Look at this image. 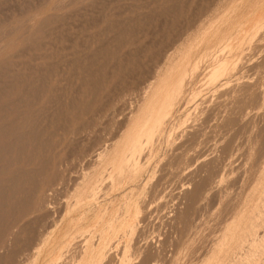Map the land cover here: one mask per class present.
Here are the masks:
<instances>
[{
    "label": "rangeland",
    "instance_id": "obj_1",
    "mask_svg": "<svg viewBox=\"0 0 264 264\" xmlns=\"http://www.w3.org/2000/svg\"><path fill=\"white\" fill-rule=\"evenodd\" d=\"M57 1V3H56ZM60 1L63 0H59V3H61ZM65 4L66 2H69L67 0H64ZM63 1V2H64ZM72 1L70 3V6H68L67 4L65 6H68L66 8H64V3L61 6L58 3V0H0V39H2V37L4 39L1 40V42L4 44L7 41H11L10 39H12V41L14 40H18L20 37L23 38L22 40L25 38V36L28 34H32V36L34 37H29L31 38L28 42L27 40V36L26 39H24L25 43L28 45L26 46L25 44H21L18 43L17 45L15 44H11L8 46L7 42L5 45L6 48L3 49V51L0 52V74L1 72L4 74H1L0 77V127L3 129L0 130L1 133H3V131H5L3 134L0 133V264H49L50 262H54L56 260V258H58L59 255V251H63L66 250V248L68 247V245H70L68 247V250L70 253L75 250L72 244H74L76 250L78 248H80V250L78 249V255H80V258H78L79 260L75 259V262H70L71 264H100V262L97 260L96 255L92 254L90 258L88 259H83V254H80L81 251L84 250L87 251L89 247L91 246H99L101 245V240L100 237L101 236H106L107 235V231L110 230L109 226H104V229L101 226L98 227L95 231H93L92 227L90 226V224H92V221L90 220V214H87V218L89 220H87L85 222V224L89 225L83 232L85 233H78V235H75L76 237L74 238H65V234L67 233V230L69 228V225H73L76 221L77 218L79 217L80 213H81V209L74 212L73 214H71L70 217H65V219L60 223L59 226L48 228L46 224H48V222H52V220H54L55 218L58 220L59 217L61 215H65V211L68 209V207L70 205H73L74 203V196L73 193L71 191H75L78 188H80V182H73L74 179L76 180V177L78 179V181L82 180L85 182L86 179L89 176H91V174L95 172V174H100L101 176H106L107 174L110 173V167L105 166V164L103 162H94L90 158V155H92V153L94 152H100L103 149H105L107 146H111L114 144V142L117 140H119L118 138L120 137L122 131L125 129L124 127H126V120L134 115L137 111V107L139 105V102L141 101V99L143 98V93H144V88L145 85H147V83L150 81V78H148V76L150 77V75L152 74V71L155 68L154 66L159 65V63L161 64L163 61V55L165 54L164 52L167 51L168 49L170 50V44L173 43L172 45L178 46V43H181L182 40H184L183 36H189L191 37V39H194V32L195 31H201L200 30L203 26V24H205L206 22H210L212 18L215 16L214 14L217 13V9L218 10V15L219 17L222 16L224 17L222 19L219 18L220 21H217L218 19L217 16L214 17L215 21H211L210 27L209 24H205L203 27L205 29H203V32L200 35L201 37H196L194 41L190 40V45L188 47V53L185 55V57L183 58V65H185L187 63L188 60H192V58H198L199 56H202L203 54H205L204 52H207L217 41L218 39H220L223 35L225 34H231L232 35V39L230 40V44L232 45V48L235 47H242L241 50L242 52L246 53L244 54L245 57L247 58V60L250 58V55L252 50L253 53H255V58H253V53L252 58H250V61H254V65H252L253 63H251L249 61V64H245L244 67H248L251 63V67H248L247 70H245L246 68H242L243 70H245V73H243V77L246 76L245 78L248 79V81H251L252 83H257L258 82V88H264V65L262 66V59L264 61V58L261 57V55L264 54V48L262 47L264 45V0H232L233 3L230 2V0H227L225 2V0H221L224 1L226 4H232L231 6L227 5L228 7H230L229 9L226 8V6L220 5L221 2L220 0H207V1H203V0H110L112 2H110L109 0H70ZM79 1V2H78ZM92 1V2H91ZM153 1V2H152ZM166 1V3L164 2ZM173 1V2H172ZM178 3H177V2ZM181 1V2H180ZM187 1V3H185ZM211 1V2H210ZM213 1V2H212ZM217 2V4L215 2ZM235 1V2H234ZM2 2V3H1ZM34 2V3H33ZM82 2V3H80ZM95 2V3H94ZM106 2V3H105ZM108 2V4H107ZM141 2V3H140ZM145 2H147L145 4ZM152 2V3H151ZM155 2V3H154ZM210 2V3H209ZM220 2V4H219ZM228 2V3H227ZM237 2V3H236ZM104 3V4H103ZM117 3V4H116ZM128 3V4H127ZM144 3V4H143ZM150 3V4H149ZM209 3V4H208ZM57 4V5H56ZM58 4H59V8H58ZM97 4V5H96ZM103 4V5H102ZM121 4V5H120ZM127 4V5H126ZM134 7H133V5ZM141 4V5H140ZM177 6H176V5ZM186 4V5H184ZM188 4V5H187ZM194 4V6H193ZM201 4V5H200ZM210 6H208V5ZM57 6V7H54ZM86 5V6H85ZM91 5V6H90ZM107 5V6H106ZM143 5V7H141ZM198 5V6H197ZM200 5V6H199ZM216 5V6H214ZM21 6V7H20ZM35 6V7H34ZM64 6V7H63ZM85 6V7H83ZM96 6V7H95ZM131 6V7H129ZM139 6V7H138ZM146 6V7H145ZM173 6V7H172ZM186 6V7H185ZM205 6V8H204ZM23 7V9H22ZM25 7V8H24ZM81 7V8H80ZM119 7V8H117ZM126 7V8H125ZM175 7H179L178 9ZM190 7V8H189ZM212 7L214 8V10L212 9ZM223 9H222V8ZM3 8V9H2ZM30 8V9H29ZM37 8V9H36ZM52 8V9H51ZM63 8V9H62ZM83 8V9H82ZM103 8V9H102ZM107 8V9H106ZM129 8V9H128ZM138 8V10H137ZM144 8V9H143ZM151 8V9H150ZM153 8V9H152ZM182 8V9H181ZM192 8V9H191ZM195 8V9H194ZM201 8V9H200ZM204 8V9H203ZM207 8V9H206ZM217 8V9H216ZM228 9V13L227 10L224 9ZM18 9V10H17ZM29 9V10H28ZM56 9V10H55ZM68 9V10H67ZM74 9V10H73ZM85 9L86 12H85ZM98 9V10H97ZM127 9V10H126ZM170 9V10H169ZM212 9L213 12H215L213 14L212 11L210 10ZM2 10V12H1ZM13 10V11H12ZM26 10L25 12H22ZM73 12H72V11ZM79 10V11H78ZM94 10V12H93ZM111 10V11H110ZM153 10V11H152ZM164 10V11H162ZM169 12H168V11ZM175 10V11H174ZM88 11V12H87ZM98 11V12H97ZM157 11V12H156ZM171 11V12H170ZM174 11V12H173ZM206 11V12H205ZM223 11V13H222ZM14 12V13H13ZM17 12V13H16ZM66 12V13H65ZM91 12V13H90ZM102 13V16L100 15ZM104 12V13H103ZM122 12V13H121ZM130 12V13H129ZM140 12V13H139ZM162 14L160 16V14ZM180 12V13H179ZM185 12V13H184ZM194 12V13H193ZM203 12V13H202ZM212 14H211V13ZM226 12V15H225ZM11 13V14H10ZM60 13V14H58ZM65 13V14H64ZM68 13V14H67ZM96 13V14H95ZM107 13L110 15H107ZM115 13V14H114ZM118 13V14H117ZM132 13V14H131ZM136 13V14H135ZM144 13V14H143ZM150 13V15H149ZM175 13V14H174ZM177 13V14H176ZM184 13V14H183ZM207 15H206V14ZM9 14V15H8ZM26 14V16L24 15ZM37 16L35 17L34 16ZM53 14V15H52ZM80 14V15H79ZM84 16H83V15ZM121 14V15H120ZM179 14V15H178ZM221 14V15H220ZM17 15V16H16ZM31 15H33V22L35 21V23L37 24L35 28V26L33 27L34 31L32 30V27L27 30L28 33H24L26 28V22L28 20V17H31ZM51 15V16H50ZM63 15V16H62ZM65 15V16H64ZM74 15V16H72ZM91 15V16H90ZM97 17H95V16ZM104 15V16H103ZM135 15V16H134ZM155 15V16H154ZM183 15V17H182ZM193 15V16H192ZM9 20L5 21L7 19V17ZM50 16V17H49ZM72 16V17H71ZM128 16V17H127ZM134 16V17H133ZM152 16V19H151ZM158 16V17H157ZM161 18H160V17ZM189 16V17H188ZM197 16V17H196ZM206 16V17H205ZM211 16V18H210ZM5 17V18H4ZM27 17V18H26ZM55 17V18H54ZM57 17V20H56ZM61 17V18H60ZM63 17V18H62ZM66 17V19H65ZM104 17V18H103ZM127 17V18H124ZM131 17V18H130ZM136 17V18H135ZM155 17V18H154ZM178 17V18H177ZM206 19H204V18ZM23 18L27 19L24 20ZM43 18H53V19H49L46 22V19ZM79 18V19H77ZM100 18V19H99ZM123 18V19H122ZM138 18V19H137ZM145 20H144V19ZM148 18V19H147ZM163 18V19H162ZM185 18V19H184ZM190 18V19H189ZM210 18V19H209ZM15 19V20H14ZM30 19V18H29ZM32 19V18H31ZM41 19V21H39ZM42 19L45 21H42ZM72 19V20H71ZM96 19V20H95ZM110 19V21H109ZM140 19V20H139ZM158 19V21H157ZM169 19V20H167ZM173 19L175 21H173ZM203 19V22H202ZM22 24V22L24 21L25 23L21 25V27H23V29H19V24L20 22ZM22 20V21H21ZM65 20V21H63ZM101 20V21H100ZM120 20V22H119ZM122 20H124L122 22ZM128 20V21H127ZM156 20V21H155ZM183 20V21H182ZM187 20V21H186ZM201 20V21H200ZM205 20V21H204ZM209 20V21H207ZM222 20V21H221ZM4 21V22H3ZM48 21L50 23H48ZM57 21V23H56ZM113 21V22H112ZM163 21V22H162ZM180 21V23H179ZM194 21V22H193ZM197 21V22H196ZM219 22V24L217 22ZM13 22V23H12ZM18 22V23H17ZM43 22V23H42ZM74 22V23H73ZM83 22V23H82ZM108 22V23H107ZM126 22V23H124ZM140 24H139V23ZM149 22V23H148ZM160 22V23H159ZM172 22V23H170ZM199 22V23H198ZM202 22V23H201ZM215 22V23H214ZM223 22V23H222ZM263 22V24H261ZM11 23V24H9ZM44 23H48L49 25H45ZM54 23V24H53ZM72 23V24H71ZM79 23H82L81 25ZM114 23V25H113ZM129 23V24H128ZM137 23V24H136ZM146 23V24H145ZM148 23V24H147ZM169 23V24H167ZM186 23V24H185ZM193 23V24H192ZM195 23V25H194ZM201 25L199 26V28L197 29L195 26L198 24ZM214 23V24H213ZM66 24V25H65ZM116 26L119 24H121V26H127L128 27L130 25L133 26L134 24V28L132 29V27L130 28H126V30L121 27V26ZM127 24V25H126ZM141 25L140 29L137 28L138 30L136 32L132 31V34H134L135 36H131L132 41H130V39L128 40L127 38L128 35H130L131 30H134L136 25ZM145 24V25H144ZM213 24V25H212ZM256 31L255 28L259 27ZM8 25V26H7ZM17 25H18V29H17ZM42 25V26H41ZM44 25V29L43 28ZM64 25V26H63ZM83 25V26H82ZM110 25V26H109ZM138 25V26H139ZM144 25V26H143ZM153 25V26H152ZM176 25V26H175ZM192 25V26H190ZM48 26V27H46ZM59 26V27H58ZM80 26V27H79ZM91 28H90V27ZM105 26V28H104ZM137 26V27H138ZM190 26V28H188ZM13 27H15L14 29H12ZM42 27V28H41ZM109 27V28H108ZM112 27V28H111ZM118 27H121L120 29ZM154 27V28H153ZM162 29H161V28ZM168 27V28H167ZM208 27V28H207ZM2 28V29H1ZM38 28H41L38 31ZM52 28V29H51ZM118 28V29H117ZM143 28V29H142ZM145 28V29H144ZM154 30H153V29ZM159 28V29H158ZM183 28V29H182ZM191 28H195L194 32H191ZM254 28V29H253ZM11 29V30H10ZM17 29L16 34L13 33L11 36H7L8 33L7 30L9 31V33L13 32V30ZM65 31H64V30ZM70 29V30H69ZM80 31H79V30ZM127 29H131L130 33L129 31H127ZM149 29V30H148ZM177 29V30H176ZM191 29V30H190ZM197 29V30H196ZM32 30V31H31ZM37 30V31H35ZM47 30V31H46ZM127 31L125 33V31ZM143 30V31H142ZM152 30V31H151ZM161 32H160V31ZM166 30H169L166 31ZM175 30V31H174ZM190 30V31H189ZM4 31V32H2ZM62 31V32H61ZM122 31V35L123 38H125L128 41H125L124 44L123 41L125 39H122L121 34L120 37L119 36H113L114 32H118L117 35L119 34V32ZM124 31V32H123ZM157 31V32H155ZM159 31V32H158ZM181 31V32H180ZM191 34H187L189 32ZM193 31V30H192ZM252 31V32H251ZM259 31L261 32L259 34ZM2 32V33H1ZM26 32V31H25ZM33 32V33H32ZM35 32V33H34ZM46 32V34H45ZM51 34H50V33ZM61 32V33H60ZM104 32V34H103ZM106 32V33H105ZM143 32V33H142ZM167 32V33H166ZM180 32V33H179ZM20 33H22V35H19ZM48 33V34H47ZM73 35H71V34ZM76 33V34H75ZM96 33V34H95ZM152 33H154L155 35H153ZM161 33V34H160ZM177 33V34H176ZM6 34V35H4ZM42 34V35H41ZM88 34V37H87ZM103 34V35H102ZM128 34V35H127ZM144 36H143V35ZM176 34V35H175ZM194 36H193V35ZM259 34V36H258ZM35 35V36H34ZM66 37H65V36ZM68 35V36H67ZM75 35V36H74ZM96 35V36H95ZM108 35V36H107ZM127 35V36H126ZM159 35H163L162 37ZM172 35V36H171ZM180 35V36H179ZM192 35V36H191ZM37 36V37H36ZM41 36V37H40ZM56 36V37H55ZM62 38H61V37ZM153 36V39H152ZM164 36L166 37V39H164ZM249 36V37H248ZM18 37V38H17ZM36 37V38H35ZM43 37V38H42ZM69 37V38H68ZM111 37V39H110ZM118 37V38H117ZM139 37V38H138ZM150 37V38H149ZM161 37L162 39H159ZM170 37V38H169ZM172 37V38H171ZM32 38L34 39V41H37L35 43H37L38 46L30 44L33 43ZM41 38V39H40ZM59 38V39H58ZM65 38V39H64ZM71 38V39H70ZM97 38V39H96ZM106 38V39H105ZM121 38V39H120ZM36 39V40H35ZM53 39V40H52ZM115 39H120L121 41L115 40ZM156 41H155V40ZM171 39V40H169ZM179 41H176V40ZM258 39V40H256ZM67 40V41H65ZM70 40V41H69ZM107 40V42H106ZM181 40V42H180ZM262 40V41H260ZM49 41V42H48ZM58 41V42H57ZM69 41V42H68ZM72 41V43H71ZM91 41V42H90ZM104 41V42H103ZM109 41V42H108ZM111 41V43H110ZM114 41V42H113ZM127 43L126 42H129ZM155 41V42H154ZM173 41V42H172ZM176 41V42H175ZM42 42V44H41ZM82 42V43H80ZM95 42V43H94ZM103 42V43H102ZM115 42L117 44H119L120 42V46L121 47H114L112 45H115ZM136 42V43H135ZM160 42V43H159ZM178 42V43H177ZM34 43V44H35ZM54 43V44H53ZM100 43V44H99ZM150 43V45H149ZM163 43V44H162ZM167 43V45H166ZM30 44V45H29ZM80 44V45H79ZM103 44V45H102ZM145 44V45H144ZM158 44V45H156ZM192 44V45H191ZM258 44V46H257ZM263 44V45H262ZM19 45V46H18ZM32 45V46H31ZM42 45V46H41ZM56 45V46H55ZM70 45V46H68ZM89 45V46H88ZM148 45V46H147ZM169 45V46H168ZM172 45H171V49H172ZM21 46H24L21 47ZM44 46V47H43ZM55 46V47H54ZM83 46V47H82ZM91 46V47H90ZM112 46V47H111ZM116 46V45H115ZM119 46V45H118ZM140 47L139 49H136L135 47ZM143 46V47H142ZM145 46V47H144ZM152 46V48H151ZM169 47L167 49V47ZM175 46H173V48H175ZM259 47L261 49L259 50V53L255 50L256 47ZM15 47V48H14ZM20 48L21 50H17V48ZM25 47H32V51L30 50L31 48L26 49ZM34 47V48H33ZM68 47V48H66ZM80 47V48H79ZM87 47V48H86ZM137 47V48H138ZM143 49H142V48ZM149 48L147 50V48ZM255 47V48H254ZM23 48V49H22ZM39 48V49H38ZM48 48V49H47ZM60 48V49H59ZM99 48V49H98ZM104 48L106 49H111V50H106L104 52ZM133 48V49H131ZM27 51H26V50ZM37 49V50H36ZM47 49V50H46ZM55 49V50H54ZM81 49V50H80ZM118 49V50H117ZM158 49V50H157ZM166 49V50H165ZM246 49V50H245ZM263 49V50H262ZM5 50V52H4ZM24 50V52H23ZM80 50V51H79ZM98 50V51H97ZM100 55L104 56L103 58L100 57L99 55V51ZM134 50V51H133ZM140 50V52H138ZM143 50V51H142ZM160 50V51H159ZM163 50V51H162ZM251 52H248V51ZM255 50V51H254ZM15 51H18L15 53ZM58 51V52H57ZM74 51V52H73ZM76 51V52H75ZM79 51V52H78ZM97 51V52H96ZM106 51H111L109 54ZM116 51V52H115ZM129 51V52H128ZM162 51V52H161ZM3 52V53H2ZM10 52V53H9ZM27 52V53H26ZM35 54H34V53ZM73 54H72V53ZM103 52V54H101ZM124 52V53H123ZM154 54H153V53ZM156 52V53H155ZM8 53V54H6ZM43 53V54H42ZM70 53V54H68ZM91 53L93 55H91ZM113 53V54H112ZM123 53V55H122ZM140 53V54H139ZM248 53V54H247ZM262 53V54H261ZM47 54V55H45ZM72 54V55H71ZM108 54V56H107ZM129 54V55H128ZM162 54V55H161ZM243 54V53H242ZM257 54V55H256ZM6 55V60L5 61V56ZM16 55V56H14ZM21 55V56H20ZM30 55V56H28ZM44 55V56H41ZM84 55V56H83ZM90 55V56H89ZM98 55V56H96ZM132 55V56H131ZM137 57H135V56ZM139 55V56H138ZM154 55V56H152ZM158 55V56H157ZM247 55V56H246ZM249 55V56H248ZM19 56V57H18ZM41 56V57H40ZM110 56V57H109ZM126 56V57H125ZM143 56V58H142ZM264 56V55H263ZM9 57V59H8ZM13 57V58H12ZM91 59H90V58ZM109 57V58H108ZM149 57V58H147ZM154 57V58H153ZM260 57V58H259ZM76 58V59H75ZM111 58V59H110ZM139 58V59H138ZM148 60H147V59ZM259 58V59H258ZM262 58V59H261ZM27 59V60H26ZM61 59V60H59ZM73 59V60H72ZM81 59V60H80ZM84 59V60H83ZM123 59V60H122ZM131 59V61H130ZM154 59V60H153ZM204 59V58H203ZM201 59V60H196L195 64H194V72L192 74H190L191 76H194V79H196L195 82V86L199 87V88H204L205 87V83H204V79L205 75L207 73L206 69H207V59ZM255 59V60H254ZM59 62H58V61ZM69 60V61H68ZM72 60V61H71ZM75 60V61H74ZM83 60V61H82ZM96 60V61H95ZM109 62V63H105ZM110 60V61H109ZM117 60V61H115ZM259 60V61H258ZM261 60V61H260ZM11 63H10V62ZM13 61V62H12ZM71 61V62H70ZM91 61V62H90ZM125 61V62H124ZM130 61V62H129ZM137 61V62H136ZM140 61V62H139ZM150 61V62H148ZM161 61V62H160ZM261 64H259L258 62ZM4 62V64H3ZM51 62V64H49ZM54 62V65L51 66ZM57 62V63H56ZM67 62V63H66ZM83 62V63H81ZM136 62V63H135ZM146 62V63H145ZM152 62H154V65H151ZM255 62H257L259 64V66L257 68H255ZM13 63V64H12ZM25 63V64H24ZM29 63V64H28ZM70 63V64H69ZM94 63V65H93ZM104 65H103V64ZM140 63V64H139ZM256 63V64H257ZM18 64V65H17ZM21 64V65H20ZM38 64V65H37ZM48 66H47V65ZM76 64V66L74 65ZM82 64V66H81ZM134 64V65H133ZM142 64V65H141ZM147 64V65H146ZM151 66H150V65ZM10 65V66H8ZM14 65V66H13ZM58 65V66H57ZM63 65V66H62ZM91 65V66H90ZM102 65V66H101ZM113 65V66H112ZM149 65V66H148ZM162 65V64H161ZM5 66V67H3ZM31 66V67H30ZM33 66V67H32ZM50 66V67H49ZM100 66V69H99ZM112 66V67H111ZM141 66V67H140ZM6 67L10 70L12 69V72H9L8 69H6ZM42 67V68H41ZM44 67V68H43ZM54 67V68H53ZM81 67V68H80ZM111 67V68H110ZM121 67V68H120ZM143 67V68H142ZM152 67V68H151ZM160 67V66H158ZM16 68V69H15ZM50 68V69H49ZM74 68V69H73ZM124 68V69H123ZM140 70H139V69ZM6 69V70H5ZM21 69L23 71H21ZM49 71H46L48 70ZM61 69V70H60ZM94 69V70H93ZM122 69V70H121ZM146 69V73L148 71V74H144ZM152 69V70H150ZM250 69V70H249ZM16 70V71H14ZM30 70V71H29ZM57 70V71H56ZM121 70V71H120ZM137 70V71H136ZM208 70V69H207ZM11 71V70H10ZM43 71V72H42ZM88 71V72H87ZM91 71H93L91 73ZM110 71V72H109ZM115 71V73H114ZM131 71V72H130ZM151 71V72H150ZM204 71V72H203ZM206 71V73H205ZM248 71V72H247ZM7 75H6V73ZM21 72V73H19ZM39 72V73H38ZM59 72V73H58ZM150 72V73H149ZM243 72V71H242ZM241 72V73H242ZM24 73V74H23ZM50 73V74H48ZM54 73V74H53ZM64 73V74H63ZM76 73V74H75ZM78 73V74H77ZM109 75H108V74ZM134 73V74H132ZM138 73V74H136ZM203 74V76H201ZM12 74V75H11ZM19 74V77H18ZM26 74V76H25ZM47 77H45V75ZM48 74V75H47ZM125 74V75H124ZM132 74V75H131ZM144 74V75H143ZM245 74V75H244ZM6 77L4 78L3 77ZM16 75V76H15ZM54 75V77H53ZM98 75V76H97ZM101 75V76H100ZM127 75V76H126ZM142 77H141V76ZM9 76V77H8ZM14 76V77H13ZM64 76V77H63ZM72 76V77H71ZM83 76V77H82ZM86 76V77H85ZM111 76V77H110ZM122 76V77H120ZM132 76V77H131ZM136 76V77H135ZM18 77V78H17ZM43 77V78H42ZM109 77V78H108ZM132 79H131V78ZM135 77V80H134ZM204 79H203V78ZM35 78V79H34ZM49 80H48V79ZM72 78V79H71ZM83 78V79H82ZM198 78V79H197ZM19 79V80H18ZM21 79V80H20ZM23 79V80H22ZM25 79V80H24ZM38 81H37V80ZM42 79V80H41ZM63 79V80H62ZM66 79V80H65ZM149 81H148V80ZM193 79V80H194ZM203 81H200L202 80ZM245 79V80H247ZM10 80V83L8 82ZM13 80V81H12ZM47 80V82H46ZM94 80V81H93ZM98 80V81H97ZM102 80V81H101ZM137 80V81H136ZM145 81V85L143 84V82ZM7 81V82H5ZM19 81V83H18ZM23 83H22V82ZM31 81V83H30ZM40 81V82H39ZM44 83H43V82ZM61 81V82H60ZM81 81V82H80ZM139 81V82H138ZM206 81V80H205ZM4 82V83H2ZM13 82V83H12ZM49 82V84H48ZM98 82V83H97ZM115 82H119L118 84ZM128 82V83H126ZM139 84H138V83ZM142 84H141V83ZM199 82V83H198ZM205 84H203V83ZM16 83L18 85H16ZM26 83V84H25ZM29 83V84H28ZM41 83V86H39V84ZM84 83V84H83ZM87 83V84H86ZM93 83V84H92ZM132 83V84H131ZM202 83V84H200ZM5 84V86H3ZM74 84V85H73ZM113 84V85H112ZM115 84V85H114ZM199 84V85H198ZM10 85V86H9ZM24 85V86H23ZM27 87H26V86ZM45 85V87H44ZM47 85V86H46ZM95 85V86H94ZM100 85V87L98 86ZM122 85V86H121ZM144 85V86H143ZM193 85V89H195ZM202 85V87H201ZM204 85V86H203ZM9 86V88H8ZM12 86V87H11ZM39 86V87H38ZM49 86V87H48ZM104 86V87H103ZM114 86V87H112ZM119 86V87H118ZM127 86V87H126ZM137 86V87H136ZM11 87V88H10ZM16 87V88H15ZM80 87V88H79ZM96 87V88H95ZM114 90H112V88ZM117 87V88H116ZM13 88V89H12ZM26 88V89H25ZM35 90L32 91L31 90ZM42 88V89H41ZM47 88V89H46ZM59 88V89H58ZM61 88V89H60ZM64 88V89H63ZM78 88V89H77ZM12 91H11V90ZM16 89V90H15ZM81 89V90H80ZM88 89V90H87ZM93 89V90H92ZM118 89V90H117ZM121 89V90H120ZM198 89V88H197ZM2 90V92H1ZM6 92L7 90L10 92ZM38 90V91H37ZM65 90V91H64ZM76 90V91H75ZM86 90V91H85ZM92 90V91H91ZM97 90V91H96ZM130 90V91H129ZM32 91V92H31ZM39 93L38 96L35 93ZM82 91V92H80ZM89 91V93H88ZM124 91V92H123ZM195 91H197L195 89ZM264 91V89H263ZM22 92H25L22 94ZM29 92L31 93V97L36 96V98H29ZM41 92V94H40ZM63 92V93H62ZM80 92V93H79ZM95 92V93H94ZM15 93V94H14ZM20 93V94H19ZM28 93V94H27ZM33 93V94H32ZM35 93V94H34ZM116 93V94H115ZM128 93V94H127ZM130 93V94H129ZM197 92H194L193 95H189L188 98L189 100L187 101L188 103L186 104L185 101L183 102L184 104H186V106L184 105L183 108H181L182 110V114H183V121L182 123L185 124L184 126H187L188 124L190 125L192 122L191 120L188 121L193 115L194 111L190 110L189 107H187V105H198L199 101H201V97L204 96V94L200 95V94H196ZM50 94V95H49ZM61 94V95H60ZM109 94V97L108 95ZM127 94V95H125ZM5 95V96H4ZM24 95V96H22ZM58 95V96H56ZM60 95V96H59ZM72 95V98H71ZM74 95V96H73ZM77 95V96H75ZM111 95V96H110ZM120 95V96H119ZM11 96V97H10ZM21 96V97H20ZM53 96V97H52ZM85 96V97H84ZM95 96V97H94ZM59 97V98H58ZM62 97V99H61ZM159 97V96H158ZM165 96L160 95V101H162V99H164ZM19 98H22L19 99ZM52 98V99H51ZM71 98V99H70ZM77 98V99H76ZM92 98V99H91ZM118 98V99H117ZM120 98V99H119ZM19 99V100H18ZM28 99V100H27ZM32 99V100H31ZM37 99V100H35ZM61 99V100H60ZM99 99V100H98ZM107 99V101H106ZM110 99V100H109ZM114 99H116L114 101ZM9 100V101H8ZM18 100V101H17ZM51 100V101H50ZM71 100V101H70ZM80 100V101H78ZM84 100V101H83ZM49 101V102H48ZM69 101V102H68ZM88 101V102H87ZM109 101V102H108ZM3 102L4 106H3ZM9 105H8V103ZM12 102V103H11ZM14 102L18 103L16 105H14ZM24 102V103H23ZM30 102V103H29ZM32 102V104H31ZM37 102V103H36ZM73 102V103H72ZM76 102V103H75ZM82 102V104H81ZM106 102V103H105ZM2 103V104H1ZM7 103V104H6ZM34 103V104H33ZM61 103V104H60ZM65 103V104H64ZM70 103V104H68ZM113 103V104H112ZM25 104V106H23ZM38 104V105H37ZM60 104V105H59ZM81 107L80 109L75 106V105ZM112 104V105H111ZM62 105H64L62 107ZM71 105H73L72 107L75 106V109L72 108L71 109ZM81 105V106H80ZM108 105V106H107ZM114 105V106H113ZM20 106V107H19ZM44 106V107H43ZM109 108H107V107ZM3 111H2V109ZM46 107V108H45ZM60 107V109H59ZM90 107V108H89ZM105 107V108H104ZM160 107V104H158L156 106V109L154 111V115L153 118L156 117V113H157V109ZM186 107V109H185ZM8 108V109H7ZM10 108V110H9ZM13 108V109H12ZM19 108V109H18ZM56 110H53V109ZM100 108H104L100 109ZM107 108V109H106ZM111 108H115L114 110ZM188 108V109H187ZM5 109V110H4ZM38 109V110H37ZM46 109V110H45ZM49 109V110H48ZM63 109V110H62ZM79 109V110H78ZM8 110V111H7ZM83 110V111H82ZM103 110L104 112H108L107 114H104V112L100 111ZM185 110H187L185 112ZM190 110V111H189ZM34 111V114H33ZM50 111V112H49ZM85 111H88L87 113ZM99 113V111L103 114L99 115L100 116V122H102L100 125V127L97 125L95 126L97 123H100L97 116L96 112ZM191 115L189 116L190 112ZM6 112V113H5ZM12 112V113H11ZM29 112L32 113V116ZM36 112V113H35ZM53 112V113H52ZM61 112V113H60ZM64 112V113H63ZM85 112V114H84ZM189 112V114H188ZM249 112V111H246ZM19 113V114H18ZM43 113V114H42ZM52 115H49V114ZM57 113V115L55 114ZM37 114V115H36ZM42 114V115H41ZM93 114V117H92ZM100 114V113H99ZM186 114H188L186 116ZM1 115H3L4 117H2ZM20 115V116H19ZM67 115V116H66ZM75 115V116H74ZM79 115V116H77ZM98 115V114H97ZM181 115V112H180ZM17 116V117H16ZM26 118H25V117ZM29 116V118L27 117ZM40 116V117H39ZM62 116V117H61ZM69 116V118H67ZM24 119H23V118ZM114 117V118H113ZM186 117H190L189 119ZM14 118L17 120L14 121ZM18 118V119H17ZM33 118V119H32ZM36 118V119H35ZM45 118V119H44ZM66 118L68 120H66ZM89 118V119H88ZM93 118L94 121L93 122ZM13 119V120H11ZM49 119V120H48ZM86 119V120H85ZM92 119V122H91ZM192 119V118H191ZM11 122H10V121ZM27 120V121H26ZM71 120V121H70ZM89 120V121H88ZM110 120V121H109ZM113 120V121H112ZM3 121V122H2ZM41 123H40V122ZM50 121V122H49ZM63 121V122H62ZM70 121V122H69ZM98 121V122H97ZM190 123H188V122ZM2 122V123H1ZM33 122H35V124H32ZM88 123L90 125V123H94V125L88 126V128H90L93 133L91 134L90 130L87 127V125L85 123ZM125 122V123H124ZM4 123V124H3ZM13 124L12 127H10V125L8 124ZM20 123V124H19ZM22 123V124H21ZM49 123V124H48ZM52 123V124H51ZM62 123V124H61ZM70 123V124H69ZM84 123V124H83ZM3 124V125H2ZM15 124V125H14ZM29 124V125H28ZM41 124V126H40ZM47 124V125H46ZM61 126H60V125ZM18 125V127L16 126ZM23 125V126H22ZM30 125H34V127H30ZM39 127H38V126ZM50 127H49V126ZM65 125V126H64ZM79 125V126H78ZM82 125V126H81ZM86 125V127H85ZM16 126V127H15ZM85 127L87 130L84 134V136H86V134L89 132V136H86V139H88L87 141L85 140V138L83 137V135L81 134V132L78 133L77 135V130L79 127ZM94 126V127H92ZM123 126V127H122ZM183 127V125H181ZM5 127V128H4ZM8 127V129H7ZM10 127V128H9ZM20 127V129H19ZM23 127V128H22ZM36 127V130H35ZM54 127V128H53ZM62 127V128H61ZM68 127V129L66 128ZM78 127V128H77ZM80 127V128H81ZM12 128V129H11ZM14 128V129H13ZM17 128V129H16ZM60 128V129H58ZM66 130H63L65 129ZM79 128V129H80ZM95 128V129H94ZM123 128V129H122ZM175 128V129H174ZM171 129L172 133L171 136L167 137V140L169 139H173L174 137V130H176V127H174ZM45 129V130H44ZM58 129V131H57ZM77 129V130H75ZM178 130L176 131H180L179 127H177ZM19 130V131H18ZM62 130V131H61ZM76 131V135H71L70 133L72 131ZM96 130V131H94ZM9 131V132H8ZM12 131L14 136L12 135ZM54 131V134L52 133ZM80 131V130H79ZM170 131V132H171ZM209 131V132H207ZM8 132V134H7ZM34 132V133H33ZM42 132V134H40ZM50 132V133H49ZM66 132V133H65ZM28 133V134H27ZM177 133V132H176ZM250 131L248 128H246L245 130H239L238 127H235L233 129V131L231 132L232 135V146H233V152L234 154H236L238 160L237 162L234 164L233 166V170L231 174H228L221 182L220 186L223 188H226L228 190V194L232 195L233 191H236L239 187V175L237 174V169H238V164L241 160H242V156L245 152L246 149V142H247V137L249 135ZM20 134V135H19ZM40 134V135H39ZM59 134V136H58ZM69 134V135H68ZM165 133L163 134V136L166 135ZM4 135V136H2ZM6 135H10L9 137ZM23 135V136H22ZM42 135V136H41ZM61 135V136H60ZM82 135V137H81ZM166 135V136H167ZM177 135V134H176ZM175 135V136H176ZM30 136V137H29ZM64 136V137H63ZM2 137V138H1ZM33 137V139H32ZM34 137L36 138L34 140ZM48 137V139H47ZM71 137L74 138V140L71 139ZM80 137V138H78ZM173 137V138H172ZM8 138V139H7ZM14 138V139H13ZM39 138V139H38ZM79 140H78V139ZM85 140H83V139ZM90 138V139H89ZM13 142H12V140ZM18 139V140H17ZM21 139V141H23L21 143V141L19 140ZM23 139V140H22ZM202 140H206L207 139V145L211 146L213 144H215V140L216 137L215 135H213L211 133V131L209 129H207L205 131V135L204 137L201 138ZM78 140V141H77ZM81 140V141H80ZM73 141V142H72ZM156 141V142H155ZM155 141L153 140V143H149L146 148L148 150H150L151 145H156L158 147V149H161V152H167L168 151V147L164 146L165 143L162 141L160 142V144L157 143V140L155 139ZM173 141V140H172ZM7 142V143H6ZM9 142V143H8ZM26 142V143H25ZM40 142V143H39ZM46 142V143H45ZM69 142V143H68ZM75 142V145H74ZM82 142V143H80ZM95 142H97L95 144ZM18 143H21L20 145H18ZM29 143V144H27ZM43 143V144H42ZM48 143V144H47ZM89 143V144H88ZM176 143L178 144L179 141H176ZM1 144L3 146V148L1 147ZM27 144V146H26ZM44 144L45 147L41 146ZM80 144V145H79ZM84 144V147H83ZM176 144V145H177ZM11 145V146H9ZM58 145V147H57ZM79 147H78V146ZM163 145V146H162ZM174 144V146H176ZM217 145V144H216ZM7 146V147H5ZM15 146V147H14ZM19 146V147H18ZM21 146V147H20ZM34 146V147H33ZM81 146V147H80ZM149 146V147H148ZM18 147V148H16ZM65 147V148H64ZM154 147V146H153ZM185 147V146H184ZM5 148V149H4ZM28 148V149H27ZM45 148V149H43ZM72 148V149H71ZM88 152H87V149ZM164 148V149H163ZM172 148V149H171ZM168 151V156L172 155L174 153L173 152V147H171ZM199 147L197 146H193V147H186V150L188 149V153L191 154L194 152L195 149H197ZM9 151H6L8 150ZM11 149V150H10ZM22 149V150H21ZM27 149V150H26ZM76 149V150H75ZM145 149V153H148V151H146ZM43 150V151H42ZM47 150V151H46ZM70 150V151H69ZM158 150V151H159ZM183 150H185L183 148ZM198 150V149H197ZM2 151V152H1ZM13 151V152H12ZM24 151V152H23ZM26 151V153H25ZM72 151V152H71ZM75 151V152H73ZM85 151V153H84ZM7 154H6V153ZM12 152V153H11ZM82 152V153H81ZM21 153V154H20ZM34 153V154H33ZM37 153V154H36ZM3 154V155H2ZM68 154H70V156H68ZM72 154V155H71ZM80 154V155H79ZM86 154V155H82ZM10 155V156H9ZM17 155V156H16ZM21 155V156H20ZM41 155V156H40ZM89 157H88V156ZM161 153H155L154 155H152L148 160V166L146 167V169H148L150 167V172L149 170H147V173L149 174V176L154 175L152 178V184L155 183V181H157L158 177H160V173L156 172L158 170L159 167V158L161 159L160 161L165 162L167 160L166 157H160ZM15 156L18 157L15 159ZM20 156V157H19ZM30 156V157H29ZM81 156V157H80ZM87 156V157H86ZM10 157V158H9ZM28 157V158H27ZM52 157V158H50ZM80 157V158H79ZM158 157V159H157ZM2 158V159H1ZM14 158V159H13ZM42 158V159H41ZM49 158V159H48ZM68 160H67V159ZM71 158V159H70ZM82 158V159H81ZM86 158V160L88 159L91 163H89V161L87 162L86 160L84 161L85 163H83V160ZM9 159V160H8ZM21 159V160H20ZM45 159V160H44ZM65 159V160H64ZM71 161H70V160ZM76 159V160H75ZM28 163H27V161ZM63 160V161H62ZM67 160V161H66ZM73 160V163H72ZM81 160V162L79 161ZM152 160V161H150ZM156 160V161H155ZM158 160V161H157ZM7 161V162H6ZM18 161V162H16ZM21 161V162H19ZM34 161V162H33ZM44 161V162H43ZM79 161V162H78ZM155 161V162H154ZM13 162V163H11ZM43 162V164L41 163ZM47 162V163H46ZM67 162V164H66ZM70 162V164H69ZM77 162V164H75ZM94 162V163H93ZM152 162V164H151ZM9 163V167H7L8 169L6 170V167H4L5 164ZM39 163V164H38ZM59 163V164H58ZM87 163V164H86ZM101 164V165H97V164ZM156 166H155V164ZM166 163V162H165ZM164 163V164H165ZM3 164V166H2ZM45 164V165H44ZM48 164V166L46 165ZM96 164V165H95ZM149 164L151 166H149ZM13 165V166H11ZM44 165V169L40 166ZM60 165V170L58 169ZM64 165V166H63ZM66 166V167H65ZM71 166V168H69ZM77 166V167H74ZM4 167V168H3ZM34 167V168H33ZM40 167V169H39ZM95 167V169H94ZM192 167H196L195 165H192ZM192 167L190 168V170L194 171L195 169ZM39 169L37 170L38 175L36 170L34 169ZM42 168V170L44 171H40ZM154 168H156L154 170ZM63 169V170H62ZM70 169V171L68 170ZM72 169V171H71ZM98 169V170H97ZM23 170V171H22ZM26 170V171H25ZM29 170V171H28ZM92 170H94V172H92ZM154 173H153V171ZM189 169L186 170L187 172L190 171ZM21 173H20V172ZM185 171V172H186ZM14 172V173H12ZM26 174H25V173ZM43 174H42V173ZM73 172V173H72ZM92 172V173H91ZM109 172V173H108ZM191 172V171H190ZM189 172V173H190ZM18 173V174H17ZM31 173V174H30ZM35 173V175H34ZM41 173V174H40ZM71 173V175H70ZM90 173V174H89ZM157 173V174H156ZM188 173V174H189ZM15 174V175H14ZM56 174V175H55ZM59 174V176H58ZM61 174V175H60ZM82 174V175H81ZM92 174V175H93ZM159 174V176H158ZM70 175V176H69ZM73 175V176H72ZM157 175V176H156ZM184 176L181 177V175L179 177L180 181H179V177H173L170 175H167L165 178V182H166V187H165V191L162 194L161 197L164 198L162 199L163 201H167L169 202L171 199V203L176 202V199L173 201V198H176L177 196L181 197L183 195V191H181L182 188V184L185 182L184 180H187V173H185V175H187L185 177L184 172L182 174ZM17 176V178H16ZM21 176V178H20ZM23 176L24 178H28L27 180L24 181L23 184ZM31 176V177H30ZM33 176V177H32ZM37 178H35V177ZM41 176V177H40ZM58 176V180L56 181L55 177ZM75 176V177H74ZM81 176H85L84 178ZM124 174H122L120 176V183L125 182L123 178ZM12 179H11V178ZM15 177V178H14ZM19 177V178H18ZM60 177H63L60 179ZM70 179H69V178ZM81 177V178H79ZM125 177V176H124ZM157 177V179H155ZM30 178H35V181H33L34 179H30ZM72 178V179H71ZM83 178V179H82ZM115 178V177H114ZM113 178V180L115 181V179ZM177 178V179H176ZM8 181H7V180ZM10 179V180H9ZM14 180L20 181V182H13ZM81 179V180H80ZM106 180H104L102 178V181L99 182L100 188H104L106 184H109L114 181H111L108 178H105ZM108 179V180H107ZM22 180V183H21ZM52 180L56 181L53 182ZM62 182H61V181ZM183 180V181H182ZM220 178H217L216 181H219ZM7 181V182H6ZM29 181V182H28ZM30 181L32 184H30ZM39 181V182H38ZM50 181H52V183L56 184V186H53L54 184H52ZM104 181V182H103ZM154 181V182H153ZM14 183L11 185V183ZM34 182V183H33ZM46 182V183H45ZM103 182V183H102ZM18 184L16 186V184ZM28 183V184H27ZM45 183V184H44ZM78 183V184H77ZM179 183V184H178ZM21 184V185H20ZM64 184V185H62ZM75 184V188L74 185ZM4 187H3V186ZM38 185V186H37ZM51 185V186H50ZM62 188H61V186ZM77 185V186H76ZM83 185V184H82ZM110 185V184H109ZM180 185V186H179ZM31 186V187H30ZM51 188L53 186V188L50 189V194H47V191L49 190V187ZM180 188H179V187ZM6 187V188H5ZM15 187V188H14ZM20 187H22L20 189ZM27 187V190H26ZM34 187V188H33ZM55 187V189H54ZM71 187H73L72 189H70ZM107 187V186H106ZM193 187V186H192ZM5 188V189H4ZM11 188V189H10ZM23 188H25L23 190ZM38 189L36 191V193L34 194V190L33 189ZM4 189V191H2ZM17 189V190H16ZM29 189H31L29 191ZM57 189V190H56ZM75 189V190H74ZM7 190V191H6ZM10 193V191H12ZM57 191V193L55 191ZM98 191L96 196L98 195V197H96L97 202H100V205L103 204V201L105 198L110 197V196H117V200L113 202V204L117 207H121L125 208L126 206L123 207V203L127 200H123L121 199L122 196L124 195L123 191H121V189L119 190H112L110 192V194H106L104 193L106 190H101V189H97ZM138 188H135L134 191V195L139 192L137 191ZM180 190V191H179ZM193 189H191L192 191ZM30 193H27V192ZM39 191V192H38ZM104 191V192H103ZM263 193H261L260 195V199L255 203L256 205L254 206V208L252 209L250 215H249V219L247 221V226L249 228V233L247 236V243L244 245L241 251V253H237V255H235V260L233 258V261L230 264H264V190H262ZM7 192V193H6ZM45 192V193H43ZM49 192V191H48ZM76 192V191H75ZM99 192V194H98ZM101 192L103 194H101ZM120 192V193H119ZM127 191H125L126 193ZM14 195H13V194ZM41 195H40V194ZM119 193V194H118ZM32 194H34L35 198L32 199L31 197L33 196ZM175 194V195H174ZM25 195V196H24ZM32 195V196H31ZM44 196L43 198L41 196ZM101 198H100V196ZM102 195L103 198H102ZM132 195L131 198H134ZM10 196V197H9ZM13 196V197H12ZM19 196V197H18ZM29 196V198H27ZM50 196V197H48ZM87 196V194L85 195V197ZM106 196V197H105ZM115 196V197H116ZM174 196V197H173ZM6 197V199H5ZM22 197V198H21ZM148 197V196H147ZM10 198V200H9ZM18 198V199H17ZM42 198V199H41ZM182 198L184 199V195L182 196ZM24 199V200H23ZM27 199V200H26ZM31 199V200H28ZM50 202V204L53 203V205H50L48 203V206H50L52 209L51 211V216L53 217V219L49 216L47 218V216L45 215L44 217L46 218H42L43 214L40 215V213H42L44 210L42 209L41 206H43V202ZM49 199V200H48ZM101 199L103 201H101ZM147 199V198H146ZM17 200V201H16ZM22 200V201H21ZM46 200V201H45ZM48 200V201H47ZM96 200L94 201L96 203ZM169 200V201H168ZM185 200V199H184ZM17 203H16V202ZM32 201V203H31ZM186 201V202H185ZM184 202L182 201V205L180 206L182 209L186 208L187 205V200H185ZM16 205H15V203ZM42 202V203H41ZM98 202V203H99ZM7 203V204H6ZM19 203V204H18ZM24 203V204H23ZM26 203V204H25ZM39 203L41 206H39ZM171 203H169V205H171ZM186 203V204H185ZM6 204V205H4ZM31 204V205H30ZM97 204V203H96ZM12 205V206H11ZM15 205V206H14ZM6 206V207H5ZM15 208H14V207ZM20 206V207H19ZM34 208H33V207ZM38 206H39V210L38 211ZM14 208V210H13ZM32 208V211L30 213H28L29 215L25 216L24 218H21V215L23 213H25L27 210L30 211ZM36 208V209H35ZM225 208V204L223 203L222 205L217 201V200H213L209 203V205L206 208V211L204 212V214H202L201 216V222H197V225L199 223V227H197V231L199 232L198 237L195 240V259L196 261H194V264H203L204 263V259L205 257L209 254V251H211L212 249H214L215 247H217V245H219L222 241V233L221 230L223 228V226L221 224H218L215 222L218 214H220V212H225L224 210ZM30 209V210H29ZM4 210V212H3ZM14 212H13V211ZM17 210V211H16ZM34 210V211H33ZM201 211V213L204 211L202 208L199 209ZM7 211V212H5ZM27 211V212H28ZM37 211V212H36ZM230 211V210H229ZM17 212V213H15ZM21 212V213H20ZM36 212V213H35ZM15 213V214H14ZM12 214V216H11ZM38 214V217H36ZM53 214V215H52ZM226 216L229 215V213L227 212L224 213ZM10 215V216H9ZM34 215V218L36 217L37 223H36V219L34 220V218H32ZM201 215V214H200ZM9 216V217H8ZM14 216V217H13ZM55 216V218H54ZM20 217V218H19ZM41 217V219H40ZM4 218V219H3ZM34 220L35 222H33L32 220L30 221L29 219ZM27 219L29 221H27ZM44 219V220H43ZM73 219L72 222H70ZM17 220V221H16ZM42 220V221H41ZM49 220V221H48ZM27 221V222H26ZM46 221H48L46 223ZM56 221V220H55ZM200 221V220H199ZM12 222V223H10ZM27 224H26V223ZM30 222V223H29ZM43 224H42V223ZM208 222V223H207ZM16 223V224H15ZM25 223L27 226H25ZM106 223V222H104ZM23 224V228L22 225ZM41 224V225H40ZM81 225L84 224V222L82 221L80 223ZM15 225V226H14ZM21 225V227H20ZM40 225V226H39ZM43 225V226H42ZM220 225V226H219ZM30 226V227H29ZM32 226V227H31ZM38 226V228H37ZM46 226V227H44ZM125 226H126V222L123 221L121 222L118 226H114L112 229L113 230H117L118 234L121 235L124 233L125 231ZM28 227L30 229H28ZM36 229H35V228ZM10 228V229H9ZM15 228V229H14ZM32 228V229H31ZM34 228V229H33ZM43 228V229H42ZM47 228V229H46ZM3 229V230H2ZM19 229V230H17ZM27 229V230H26ZM46 229V230H45ZM9 230V231H8ZM17 230V231H16ZM36 230V231H35ZM45 232H43V231ZM2 231V232H1ZM20 231V232H19ZM31 231V232H30ZM35 231V232H34ZM39 231V232H38ZM41 231V232H40ZM7 234H6V233ZM13 232V233H12ZM16 232V234H15ZM27 232V233H26ZM34 232V233H33ZM37 232V234H36ZM43 232V233H42ZM87 232V233H86ZM90 232V233H89ZM102 232V233H101ZM6 235H5V234ZM12 233V235H11ZM30 233V234H29ZM3 234V235H2ZM9 234V237H8ZM28 234V235H27ZM32 234L34 235V237L32 236ZM44 234V235H43ZM80 234V235H79ZM87 234V237H86ZM188 234V232H187ZM42 235V238H40L39 236ZM85 235V236H84ZM99 235V236H98ZM5 236V237H4ZM13 236V237H11ZM15 236V237H14ZM81 236V237H79ZM83 236V238H82ZM25 237V238H24ZM28 237V238H27ZM30 237V238H29ZM38 237V238H37ZM177 237V234H176ZM11 241H10V239ZM32 238V239H31ZM40 238V239H39ZM97 238V239H96ZM30 239V241L28 240ZM35 239V240H34ZM37 239H39V241L37 243ZM44 239V240H43ZM74 239V240H73ZM84 240V241H83ZM8 241V242H7ZM28 241V243H27ZM77 241V243H76ZM79 241V242H78ZM123 241V240H122ZM9 244H7V243ZM22 242V243H21ZM76 244H75V243ZM85 243L84 246L81 243ZM35 243L37 248L34 247ZM3 246H2V245ZM7 244V245H6ZM18 244V245H17ZM65 244V246H64ZM78 244V245H77ZM81 244L83 247H81ZM5 245V246H4ZM23 245V246H22ZM41 245V246H40ZM86 245V246H85ZM19 246V247H18ZM22 246V247H21ZM25 246V247H24ZM28 246V247H27ZM67 246V247H66ZM79 246V247H78ZM93 246V247H94ZM14 247V249H13ZM21 247V251L19 250V248ZM34 249H33V248ZM40 247V248H39ZM66 247V248H65ZM84 247L86 249H84ZM4 248V249H3ZM7 248V249H6ZM12 248V249H11ZM18 248V249H17ZM32 248V249H31ZM36 248V249H35ZM39 248V249H38ZM31 249V251H30ZM38 249V250H37ZM169 249V248H168ZM167 249V251H168ZM239 249V251L241 250ZM10 250V251H8ZM13 250V251H12ZM20 251L18 253H21L22 255H19L20 257L18 258V254H16V251ZM24 252H23V251ZM37 250V251H36ZM8 251V252H7ZM12 251V252H11ZM34 253H33V252ZM97 251V248L95 250V252ZM12 253L13 255H11L10 253ZM14 252V253H13ZM25 253V254H24ZM97 253V252H96ZM65 255H68L65 254ZM77 255V256H78ZM14 256V257H13ZM126 256L128 257L129 255L126 254ZM237 256V257H236ZM30 257V258H29ZM82 257V258H81ZM6 259L5 261L3 259ZM25 258V259H24ZM10 259V260H9ZM23 260V261H22ZM35 262H34V261ZM7 261V262H6ZM14 261V262H13ZM16 261V262H15ZM31 262V263H30Z\"/></svg>",
    "mask_w": 264,
    "mask_h": 264
},
{
    "label": "bare ground",
    "instance_id": "obj_2",
    "mask_svg": "<svg viewBox=\"0 0 264 264\" xmlns=\"http://www.w3.org/2000/svg\"><path fill=\"white\" fill-rule=\"evenodd\" d=\"M37 1V0H36ZM64 1V0H63ZM63 1H60L61 3ZM69 2H66V4L68 6H70V3L72 1L70 0H67ZM74 1V0H73ZM82 1H85V0H82ZM94 1V0H93ZM96 1V0H95ZM101 1V0H100ZM110 1V0H109ZM115 1V0H114ZM136 1V0H135ZM138 1V0H137ZM141 1H144V0H141ZM151 1V0H150ZM157 1V0H156ZM199 1V0H198ZM204 1V0H203ZM207 1V0H205ZM221 1V0H220ZM227 0H225L226 2ZM75 2V1H74ZM79 2V1H78ZM92 2V1H91ZM97 2V1H96ZM112 2V1H110ZM153 2V1H152ZM151 2V3H152ZM166 3V1H164ZM173 2V1H172ZM177 2V1H176ZM181 2V1H180ZM211 2V1H210ZM209 2V3H210ZM213 2V1H212ZM215 2V1H214ZM218 2V1H217ZM217 2H215L217 4ZM223 3L219 4L226 6V8H230L228 7L229 5L226 4L224 1H221ZM231 3H233L232 0H230ZM235 2V1H234ZM2 3V2H1ZM34 3V2H33ZM57 3V1H56ZM58 3H59V0H58ZM61 3L60 6H61ZM64 3V6L66 5L65 4V1L63 2ZM62 3V5H63ZM82 3V2H80ZM95 3V2H94ZM106 3V2H105ZM141 3V2H140ZM147 2H145L146 4ZM155 3V2H154ZM178 3V2H177ZM187 3V1L185 2ZM208 3V4H209ZM228 3V2H227ZM237 3V2H236ZM59 4H58V8H59ZM72 4V3H71ZM83 4V3H82ZM104 4V3H103ZM102 4V5H103ZM108 4V2H107ZM117 4V3H116ZM128 4V3H127ZM126 4V5H127ZM144 4V3H143ZM150 4V3H149ZM207 4V5H208ZM57 5V4H56ZM97 5V4H96ZM121 5V4H120ZM133 5V4H132ZM141 5V4H140ZM176 5V4H175ZM186 5V4H184ZM188 5V4H187ZM201 5V4H200ZM199 5V6H200ZM228 5V6H227ZM232 5V4H231ZM230 5V6H231ZM63 6V7H64ZM68 6H65L64 8L68 7ZM86 6V5H85ZM83 6V7H85ZM91 6V5H90ZM107 6V5H106ZM177 6V5H176ZM194 6V4H193ZM198 6V5H197ZM210 6V5H208ZM216 6V5H214ZM21 7V6H20ZM35 7V6H34ZM54 7H57L54 5ZM62 7V6H61ZM96 7V6H95ZM131 7V6H129ZM134 7V5H133ZM139 7V6H138ZM143 7V5L141 6ZM146 7V6H145ZM173 7V6H172ZM186 7V6H185ZM217 7H218V4H217ZM221 7V8H222ZM25 8V7H24ZM81 8V7H80ZM119 8V7H117ZM126 8V7H125ZM177 8V7H175ZM179 8V7H178ZM177 8V9H178ZM190 8V7H189ZM205 8V6H204ZM203 8V9H204ZM224 8V7H223ZM222 8V9H223ZM224 9V10H227V13H228V9ZM3 9V8H2ZM23 9V7H22ZM30 9V8H29ZM28 9V10H29ZM37 9V8H36ZM52 9V8H51ZM60 9V8H59ZM63 9V8H62ZM83 9V8H82ZM103 9V8H102ZM107 9V8H106ZM129 9V8H128ZM144 9V8H143ZM151 9V8H150ZM153 9V8H152ZM180 9V8H179ZM182 9V8H181ZM192 9V8H191ZM195 9V8H194ZM201 9V8H200ZM207 9V8H206ZM212 9L214 10V8L212 7ZM212 9L210 11H212ZM217 9V8H216ZM220 9V8H219ZM217 9V13H218V10ZM18 10V9H17ZM56 10V9H55ZM68 10V9H67ZM74 10V9H73ZM87 9H85V12H86ZM98 10V9H97ZM127 10V9H126ZM138 10V8H137ZM170 10V9H169ZM13 11V10H12ZM26 10L22 11V12H25ZM72 11V10H71ZM79 11V10H78ZM111 11V10H110ZM153 11V10H152ZM164 11V10H162ZM168 11V10H167ZM175 11V10H174ZM173 11V12H174ZM2 12V10H1ZM73 12V11H72ZM88 12V11H87ZM94 12V10H93ZM98 12V11H97ZM157 12V11H156ZM169 12V11H168ZM171 12V11H170ZM206 12V11H205ZM213 12V11H212ZM216 12V11H215ZM213 12V14L215 13ZM14 13V12H13ZM17 13V12H16ZM66 13V12H65ZM64 13V14H65ZM91 13V12H90ZM101 13V12H100ZM104 13V12H103ZM122 13V12H121ZM130 13V12H129ZM140 13V12H139ZM159 13V12H158ZM180 13V12H179ZM185 13V12H184ZM183 13V14H184ZM194 13V12H193ZM203 13V12H202ZM211 13V12H210ZM223 13V11H222ZM11 14V13H10ZM60 14V13H58ZM68 14V13H67ZM96 14V13H95ZM115 14V13H114ZM118 14V13H117ZM132 14V13H131ZM136 14V13H135ZM144 14V13H143ZM160 14V13H159ZM175 14V13H174ZM177 14V13H176ZM206 14V13H205ZM208 14V13H207ZM206 14V15H207ZM212 14V13H211ZM214 14L215 16H217L216 19H218L217 21H220L219 18L221 19L222 16H218ZM224 14V13H223ZM9 15V14H8ZM26 16V14H24ZM53 15V14H52ZM80 15V14H79ZM83 15V14H82ZM102 16V13L100 14ZM107 15H109L107 13ZM121 15V14H120ZM150 15V13H149ZM162 14H160L161 16ZM179 15V14H178ZM221 15V14H220ZM225 15H226V12H225ZM17 16V15H16ZM35 16V14H34ZM51 16V15H50ZM49 16V17H50ZM63 16V15H62ZM65 16V15H64ZM74 16V15H72ZM71 16V17H72ZM84 16V15H83ZM91 16V15H90ZM95 16V15H94ZM104 16V15H103ZM110 16V15H109ZM135 16V15H134ZM133 16V17H134ZM155 16V15H154ZM159 16V17H160ZM163 16V15H162ZM193 16V15H192ZM7 17V16H5ZM4 17V18H5ZM37 17V16H35ZM96 17V16H95ZM128 17V16H127ZM127 17H124V18H127ZM158 17V16H157ZM183 17V15H182ZM189 17V16H188ZM197 17V16H196ZM206 17V16H205ZM213 15H212V18L210 20V22L213 20L215 21ZM219 17V18H218ZM8 18L10 17H7V20H9ZM27 18V17H26ZM30 18V19H29ZM32 18V19H31ZM38 18V17H37ZM55 18V17H54ZM61 18V17H60ZM63 18V17H62ZM97 18V17H96ZM104 18V17H103ZM131 18V17H130ZM136 18V17H135ZM155 18V17H154ZM161 18V17H160ZM178 18V17H177ZM204 18V17H203ZM211 18V16H210ZM209 18V19H210ZM224 17H222L223 19ZM24 20H27L25 18H23ZM33 15H31V17H28V20L25 21L26 22V28L24 33H28L27 30H29L31 27H32V30L34 31V29H36L40 23H38V26L36 27V23L35 21L33 22ZM43 19H46V22L47 20H49L48 18H43ZM42 19V21H44ZM53 19V18H51ZM50 19V20H51ZM66 19V17H65ZM79 19V18H77ZM100 19V18H99ZM123 19V18H122ZM138 19V18H137ZM144 19V18H143ZM148 19V18H147ZM151 19H152V16H151ZM163 19V18H162ZM185 19V18H184ZM190 19V18H189ZM205 19V18H204ZM15 20V19H14ZM56 20H57V17H56ZM72 20V19H71ZM96 20V19H95ZM140 20V19H139ZM145 20V19H144ZM169 20V19H167ZM206 20V19H205ZM204 20V21H205ZM22 21V20H21ZM41 21V19L39 20ZM65 21V20H63ZM101 21V20H100ZM110 21V19H109ZM124 20H122L123 22ZM128 21V20H127ZM156 21V20H155ZM158 21V19H157ZM173 21H175L173 19ZM183 21V20H182ZM187 21V20H186ZM201 21V20H200ZM209 21V20H207ZM212 21V22H213ZM216 21V22H217ZM222 21V20H221ZM4 22V21H3ZM20 22V20H19ZM24 21L22 22V24L25 23ZM45 22V21H44ZM51 22V21H50ZM48 21V23H50ZM53 22V21H52ZM51 22V23H52ZM113 22V21H112ZM120 22V20H119ZM163 22V21H162ZM194 22V21H193ZM197 22V21H196ZM202 22H203V19H202ZM201 22V23H202ZM210 22H206L205 24H209ZM13 23V22H12ZM18 23V22H17ZM43 23V22H42ZM48 23H44L45 25H49ZM57 23V21H56ZM74 23V22H73ZM83 23V22H82ZM82 23H79L80 25ZM108 23V22H107ZM126 23V22H124ZM139 23V22H138ZM149 23V22H148ZM147 23V24H148ZM160 23V22H159ZM172 23V22H170ZM180 23V21H179ZM199 23V22H198ZM198 24V26L196 25L195 27L198 29L199 26L201 25ZM204 23V22H203ZM215 23V22H214ZM213 23V24H214ZM219 24V22H217ZM223 23V22H222ZM11 24V23H9ZM21 22H20V26H19V29H23V27H21ZM54 24V23H53ZM72 24V23H71ZM129 24V23H128ZM137 24V23H136ZM140 24V23H139ZM138 24V25H139ZM146 24V23H145ZM144 24V25H145ZM169 24V23H167ZM186 24V23H185ZM193 24V23H192ZM203 24V26L205 25ZM212 24V25H213ZM263 24V22L261 23ZM259 24V27L255 28V31L260 28V25ZM66 25V24H65ZM114 25V23H113ZM127 25V24H126ZM136 25L135 29L134 30H131V29H127V31H129L130 33V30H131V33L130 35H128V37L130 38H127L128 40L130 39V41H132V35L135 36L134 34H132V31H137L139 28L140 29V26L141 25ZM143 25V26H144ZM195 25V23H194ZM8 26V25H7ZM23 26V25H22ZM35 26V28L33 29V27ZM42 26V25H41ZM64 26V25H63ZM83 26V25H82ZM110 26V25H109ZM116 26V24H115ZM117 26H121V24L117 25ZM116 26V27H117ZM138 26V27H137ZM153 26V25H152ZM176 26V25H175ZM192 26V25H190ZM190 26L188 28H190ZM203 26H201L203 29H205ZM21 27V28H20ZM48 27V26H46ZM59 27V26H58ZM80 27V26H79ZM90 27V26H89ZM123 27L125 30L126 28L128 27L127 26H121ZM121 27H118L119 29ZM126 27V28H125ZM130 28L132 27V29L134 28V24L133 26L130 25L129 26ZM128 27V28H129ZM193 27V26H192ZM209 27H210V24H209ZM15 27H13L12 29H14ZM42 28V27H41ZM41 28H38V31H41L39 29ZM44 25H43V28L44 29ZM91 28V27H90ZM105 28V26H104ZM109 28V27H108ZM112 28V27H111ZM117 28V29H118ZM154 28V27H153ZM152 28V29H153ZM161 28V27H160ZM168 28V27H167ZM200 29L202 30L203 32V29ZM208 28V27H207ZM2 29V28H1ZM17 29H18V25H17ZM15 29L13 30V32L9 33V31L7 30L6 33H8L7 36H9L10 34L12 35L13 33L16 34L15 31L18 32V30ZM52 29V28H51ZM122 29V28H121ZM143 29V28H142ZM145 29V28H144ZM159 29V28H158ZM162 29V28H161ZM183 29V28H182ZM193 31H192V30ZM191 32H194L195 28H191ZM196 29V30H197ZM254 29V28H253ZM11 30V29H10ZM31 30V31H32ZM64 30V29H63ZM70 30V29H69ZM79 30V29H78ZM124 30V31H125ZM149 30V29H148ZM154 30V29H153ZM177 30V29H176ZM189 30V31H190ZM1 31V30H0ZM30 31V30H29ZM37 31V30H35ZM47 31V30H46ZM65 31V30H64ZM80 31V30H79ZM123 31V32H124ZM125 31V33L127 32ZM135 31V32H136ZM143 31V30H142ZM152 31V30H151ZM160 31V30H159ZM158 31V32H159ZM169 32V30H166ZM175 31V30H174ZM187 31V32H189ZM4 32V31H2ZM1 32V33H2ZM62 32V31H61ZM60 32V33H61ZM157 32V31H155ZM161 32V31H160ZM181 32V31H180ZM179 32V33H180ZM201 31L197 32L195 31L194 32V35L197 36L196 37H201V34L202 33ZM252 32V31H251ZM33 33V32H32ZM35 33V32H34ZM50 33V32H49ZM106 33V32H105ZM118 32H114V35L116 34V36H119L120 37V34L122 33L119 32V34L117 35ZM128 33V32H127ZM138 33V32H136ZM143 33V32H142ZM167 33V32H166ZM201 35H200V34ZM261 32L259 31V34ZM31 34V33H30ZM29 34V35H30ZM46 34V32H45ZM48 34V33H47ZM51 34V33H50ZM71 34V33H70ZM76 34V33H75ZM96 34V33H95ZM104 34V32H103ZM102 34V35H103ZM153 35H155L154 33H152ZM161 34V33H160ZM177 34V33H176ZM175 34V35H176ZM187 34H191L190 32L187 33ZM258 34V36H259ZM1 35V34H0ZM3 35V34H2ZM1 35V36H2ZM6 35V34H4ZM10 35V36H11ZM19 35H22V33H20ZM29 35L27 34V39L29 37ZM42 35V34H41ZM73 35V34H71ZM126 35V36H127ZM143 35V34H142ZM193 35V34H192ZM191 35V36H192ZM193 35V36H194ZM26 36L24 39H26ZM32 36V34L30 35V37ZM35 36V35H34ZM65 36V35H64ZM68 36V35H67ZM75 36V35H74ZM96 36V35H95ZM108 36V35H107ZM144 36V35H143ZM161 36V35H159ZM163 36V35H162ZM161 36V37H162ZM172 36V35H171ZM180 36V35H179ZM195 36H194V39H195ZM29 37V39L27 40V42L31 39ZM33 37V36H32ZM37 37V36H36ZM35 37V38H36ZM41 37V36H40ZM56 37V36H55ZM61 37V36H60ZM66 37V36H65ZM87 37H88V34H87ZM121 37L122 39H125L123 38V35L121 34ZM159 38V39H162V38ZM249 37V36H248ZM18 38V37H17ZM23 38V35L22 37H20L18 40H14L12 41V39H10L11 41H7L9 42L8 43V46L9 45H17L18 43L21 44H25L26 46H28L24 41V39L22 40ZM34 38V37H33ZM32 38V42H30V44H33V45H36L39 47V45H37V41H34V39ZM43 38V37H42ZM62 38V37H61ZM69 38V37H68ZM118 38V37H117ZM132 38V39H131ZM139 38V37H138ZM150 38V37H149ZM170 38V37H169ZM172 38V37H171ZM184 40H180L181 43H178L177 45L178 46H175V45H172L173 43L170 44V50L168 49L169 47H167V51H165L164 55H163V61H162V65L159 63V65H155L154 67L155 68H152L154 69L152 71V74L150 75V77L148 76V78H150V81L147 83V85H145V81L143 82V84L145 85V88L143 89L144 90V93H143V98L141 99V101L139 102V105L137 107V111L134 115L130 116L126 122V127H124L125 129L122 131L120 137L118 138L119 140L115 141L113 145L111 146H107L105 149H103L102 151L100 152H94L92 153V155H90V158L88 159H91L93 160L94 162H103L105 164V166H108L110 167V173L107 174L106 176H101L100 177V174H95L94 170H92V172H94V174L87 178H84L86 179L85 182L82 180L83 183H81V181H78L77 177H76V180L74 179V183L77 181V182H80V188H78L77 190H75V184L73 185L74 186V190L76 191H71L73 193H76V194H73L75 195L74 196V203L73 205H70L68 207V209L65 211V215H61L59 217V219L57 220L54 216V220H52V222H48L46 221V223L48 222V225L47 227L48 228H51L52 227H57L60 225V223L65 219V217H70L71 214H73L74 212L78 211V210H82L79 217L77 218V221L73 224V225H69V228L67 230V233L65 234V238H74L76 237L75 235H78V233H85L83 232L89 225L85 224V222L87 220H89L88 218H90V220L92 221V224H90V226L93 228L92 230L95 231L98 227L101 226L100 229H104V226H109L110 227V230L107 231V235L106 236H101L100 237V240H101V245L99 246H91L88 248L87 251L84 252L81 251L80 254H83V259H88L90 257H92L91 255L94 254L96 255V258L97 260L100 262V264H194L193 262L196 261V257H195V240L196 238L198 237L199 235V232L197 231V227H199V223L201 222V216L202 214H204V212L206 211V208L207 206L209 205V203L213 200H217L221 205L224 203L225 204V212H220V214H218L215 222L218 223V224H221L223 226L222 230H221V233H222V238H223V241L217 245V247H215L214 249H212L211 251H209V254L205 257L204 259V263L203 264H230L232 261H233V258L235 260V255H237V253H241L242 249L244 247V245L247 243V236H248V233H249V228L247 226V221L249 219V215L252 211V209L254 208V206L256 205L255 203L260 199V195L261 193H263L262 190H264V91L263 89L264 88H258V82L257 83H252L251 81H248L247 78H245L246 76L243 77V73H245V70L248 69V67L251 65V63H253L252 65H254V61H250V58H252V53H253V50L252 52L249 50L248 52H251L250 55V58L247 60V58L245 57V53L242 52L241 48L242 47H235V48H232V45L230 44V40L232 39V35L231 34H225L223 35L220 39H218V41L207 51V52H204L205 54H203L202 56H199L198 58H192V60H188L187 63L185 65H183V58L185 57V55L188 53V47L190 45V40L194 41V39H191V37L189 36H183ZM2 39H4L2 37ZM0 39V52L3 51L4 48L7 47L6 46H3L5 45L6 43H2ZM41 39V38H40ZM59 39V38H58ZM65 39V38H64ZM71 39V38H70ZM97 39V38H96ZM106 39V38H105ZM111 39V37H110ZM121 39V38H120ZM120 39H115L118 41H121ZM152 39H153V36H152ZM164 39H166V37L164 36ZM197 39V38H196ZM195 39V41H196ZM36 40V39H35ZM53 40V39H52ZM128 40H124L123 43L121 44H124L125 41H128ZM155 40V39H154ZM171 40V39H169ZM176 40V39H175ZM258 40V39H256ZM67 41V40H65ZM70 41V40H69ZM68 41V42H69ZM129 42H126L127 43H130ZM156 41V40H155ZM154 41V42H155ZM176 41H179V40H176ZM175 41V42H176ZM262 41V40H260ZM49 42V41H48ZM58 42V41H57ZM91 42V41H90ZM104 42V41H103ZM102 42V43H103ZM107 42V40H106ZM109 42V41H108ZM114 42V41H113ZM173 42V41H172ZM29 43V42H28ZM35 43V44H34ZM72 43V41H71ZM82 43V42H80ZM95 43V42H94ZM111 43V41H110ZM136 43V42H135ZM160 43V42H159ZM29 44V45H30ZM42 44V42H41ZM54 44V43H53ZM100 44V43H99ZM163 44V43H162ZM80 45V44H79ZM103 45V44H102ZM116 45V46H115ZM115 45H112L114 47H121L120 46V42L119 44H117L115 42ZM119 45V46H118ZM145 45V44H144ZM150 45V43H149ZM158 45V44H156ZM167 45V43H166ZM171 45H172V49H171ZM192 45V44H191ZM263 45V44H262ZM19 46V45H18ZM32 46V45H31ZM42 46V45H41ZM56 46V45H55ZM54 46V47H55ZM70 46V45H68ZM89 46V45H88ZM111 46V47H112ZM148 46V45H147ZM169 46V45H168ZM173 46H175V48H173ZM258 46V44H257ZM256 47V51L258 49H261L262 47L264 48V45L260 48L259 47ZM24 48V46H21ZM20 47V48H21ZM44 47V46H43ZM83 47V46H82ZM91 47V46H90ZM138 47V46H137ZM135 47L136 49H139L140 47ZM143 47V46H142ZM141 47V48H142ZM145 47V46H144ZM254 47V48H255ZM15 48V47H14ZM19 47L17 48V50H21ZM22 48V49H23ZM26 49L28 48H31L30 50L32 51V47H25ZM34 48V47H33ZM68 48V47H66ZM80 48V47H79ZM87 48V47H86ZM147 48V47H146ZM152 48V46H151ZM258 48V49H257ZM25 49V50H26ZM39 49V48H38ZM48 49V48H47ZM46 49V50H47ZM60 49V48H59ZM99 49V48H98ZM105 49L104 48V52H105ZM133 49V48H131ZM143 49V48H142ZM149 48H147L148 50ZM37 50V49H36ZM55 50V49H54ZM81 50V49H80ZM79 50V51H80ZM106 50H111V49H106ZM118 50V49H117ZM158 50V49H157ZM166 50V49H165ZM188 50V51H187ZM246 50V49H245ZM254 50V51H255ZM263 50V49H262ZM27 51V50H26ZM78 51V52H79ZM98 51V50H97ZM96 51V52H97ZM134 51V50H133ZM143 51V50H142ZM160 51V50H159ZM163 51V50H162ZM161 51V52H162ZM5 52V50H4ZM18 52V51H15V53ZM24 52V50H23ZM58 52V51H57ZM74 52V51H73ZM76 52V51H75ZM100 52L101 50L99 51V55H100ZM108 54L111 52V51H106ZM116 52V51H115ZM129 52V51H128ZM140 52V50L138 51ZM259 53V50L257 51ZM3 53V52H2ZM10 53V52H9ZM25 53V52H24ZM27 53V52H26ZM34 53V52H33ZM72 53V52H71ZM124 53V52H123ZM122 53V55H123ZM153 53V52H152ZM156 53V52H155ZM243 53V54H242ZM256 53V52H255ZM255 53H253V58H255ZM8 54V53H6ZM35 54V53H34ZM43 54V53H42ZM70 54V53H68ZM73 54V53H72ZM71 54V55H72ZM103 54V52L101 53ZM106 54V53H104ZM103 54V56H104ZM107 54V56H108ZM113 54V53H112ZM140 54V53H139ZM154 54V53H153ZM248 54V53H247ZM262 54V53H261ZM47 55V54H45ZM91 55H93L91 53ZM129 55V54H128ZM162 55V54H161ZM248 55V56H249ZM257 55V54H256ZM260 55V53H259ZM264 55V54H263ZM261 55V57L264 58V56ZM5 57V61L6 60V55H4ZM16 56V55H14ZM21 56V55H20ZM30 56V55H28ZM41 56H44V55H41ZM40 56V57H41ZM84 56V55H83ZM90 56V55H89ZM98 56V55H96ZM102 55H100L101 57ZM103 56L101 58H103ZM132 56V55H131ZM135 56V55H133ZM139 56V55H138ZM154 56V55H152ZM158 56V55H157ZM247 56V55H246ZM19 57V56H18ZM110 57V56H109ZM108 57V58H109ZM126 57V56H125ZM137 57V56H135ZM13 58V57H12ZM90 58V57H89ZM92 58V57H91ZM90 58V59H91ZM143 58V56H142ZM149 58V57H147ZM146 58V59H147ZM154 58V57H153ZM207 59L208 61L207 62V73L206 75L204 73H202L201 76H203V74L205 75V78L204 79V84L205 87L204 88H199V87H196L195 85L197 84L196 82V79H194V76L190 75L194 72V64H195V61L196 60H201V59ZM260 58V57H259ZM258 58V59H259ZM9 59V57H8ZM76 59V58H75ZM111 59V58H110ZM139 59V58H138ZM203 59V60H204ZM256 59V58H255ZM254 59V60H255ZM262 59V58H261ZM27 60V59H26ZM61 60V59H59ZM73 60V59H72ZM71 60V61H72ZM81 60V59H80ZM84 60V59H83ZM82 60V61H83ZM123 60V59H122ZM148 60V59H147ZM154 60V59H153ZM1 61V59H0ZM58 61V60H57ZM69 61V60H68ZM70 61V62H71ZM75 61V60H74ZM96 61V60H95ZM105 61V60H104ZM107 61V60H106ZM105 63H109V62H106ZM110 61V60H109ZM117 61V60H115ZM131 61V59H130ZM129 61V62H130ZM249 61L251 62L250 65L246 68L244 67L245 64H249ZM259 61V60H258ZM257 61V62H258ZM261 61V60H260ZM10 62V61H9ZM13 62V61H12ZM59 62V61H58ZM91 62V61H90ZM125 62V61H124ZM137 62V61H136ZM135 62V63H136ZM140 62V61H139ZM150 62V61H148ZM161 62V61H160ZM257 62H255V68H257L259 66V64H261V62L258 64ZM11 63V62H10ZM53 64L51 66L54 65V62H52ZM57 63V62H56ZM67 63V62H66ZM83 63V62H81ZM146 63V62H145ZM154 62H152L151 65H154L153 64ZM257 63V64H256ZM4 64V62H3ZM13 64V63H12ZM25 64V63H24ZM29 64V63H28ZM51 64V62L49 63ZM70 64V63H69ZM103 64V63H102ZM140 64V63H139ZM1 65V64H0ZM18 65V64H17ZM21 65V64H20ZM38 65V64H37ZM47 65V64H46ZM76 66V64H74ZM94 65V63H93ZM104 65V64H103ZM134 65V64H133ZM142 65V64H141ZM147 65V64H146ZM150 65V64H149ZM148 65V66H149ZM150 65V66H151ZM251 65V66H252ZM262 66L264 65V61L262 59ZM260 65V66H261ZM10 66V65H8ZM14 66V65H13ZM48 66V65H47ZM58 66V65H57ZM63 66V65H62ZM82 66V64H81ZM91 66V65H90ZM102 66V65H101ZM113 66V65H112ZM111 66V67H112ZM160 66V67H158ZM250 68H253L251 67ZM259 66V67H260ZM1 67V66H0ZM5 67V66H3ZM31 67V66H30ZM33 67V66H32ZM50 67V66H49ZM110 67V68H111ZM141 67V66H140ZM42 68V67H41ZM44 68V67H43ZM54 68V67H53ZM81 68V67H80ZM121 68V67H120ZM143 68V67H142ZM242 68H246L245 70H243ZM6 69H8L6 67ZM5 69V70H6ZM16 69V68H15ZM50 69V68H49ZM46 70V71H49ZM74 69V68H73ZM99 69H100V66H99ZM124 69V68H123ZM139 69V68H138ZM150 69V70H152ZM9 70V69H8ZM11 70V71H10ZM9 72H12V69H10ZM61 70V69H60ZM94 70V69H93ZM122 70V69H121ZM120 70V71H121ZM140 70V69H139ZM145 72L144 74L146 73V69H144ZM250 70V69H249ZM16 71V70H14ZM21 71H23L21 69ZM30 71V70H29ZM57 71V70H56ZM137 71V70H136ZM149 71V70H148ZM148 71L146 74H148ZM243 71V72H242ZM3 72V71H2ZM1 74H4L2 73ZM43 72V71H42ZM50 72V71H49ZM88 72V71H87ZM93 71H91L92 73ZM110 72V71H109ZM131 72V71H130ZM151 72V71H150ZM149 72V73H150ZM191 72V73H190ZM204 72V71H203ZM242 72V73H241ZM248 72V71H247ZM6 73V72H5ZM21 73V72H19ZM39 73V72H38ZM51 73V72H50ZM48 73V74H50ZM59 73V72H58ZM115 73V71H114ZM190 73V74H189ZM0 74V75H1ZM24 74V73H23ZM47 74V75H48ZM54 74V73H53ZM64 74V73H63ZM76 74V73H75ZM78 74V73H77ZM108 74V73H107ZM110 74V73H109ZM108 74V75H109ZM134 74V73H132ZM131 74V75H132ZM138 74V73H136ZM143 74V75H144ZM7 75V73H6ZM12 75V74H11ZM45 75V74H44ZM51 75V74H50ZM125 75V74H124ZM245 75V74H244ZM16 76V75H15ZM26 76V74H25ZM98 76V75H97ZM101 76V75H100ZM127 76V75H126ZM141 76V75H140ZM4 77V75H3ZM9 77V76H8ZM14 77V76H13ZM18 77H19V74H18ZM17 77V78H18ZM45 77H47L45 75ZM54 77V75H53ZM64 77V76H63ZM72 77V76H71ZM83 77V76H82ZM86 77V76H85ZM111 77V76H110ZM122 77V76H120ZM132 77V76H131ZM130 77V78H131ZM136 77V76H135ZM135 77H134V80H135ZM142 77V76H141ZM2 78V77H0ZM6 78V77H4ZM43 78V77H42ZM109 78V77H108ZM35 79V78H34ZM48 79V78H47ZM72 79V78H71ZM83 79V78H82ZM132 79V78H131ZM194 79V80H193ZM198 79V78H197ZM200 80V81H203ZM247 79V80H245ZM19 80V79H18ZM21 80V79H20ZM23 80V79H22ZM25 80V79H24ZM37 80V79H36ZM42 80V79H41ZM49 80V79H48ZM63 80V79H62ZM66 80V79H65ZM206 80V81H205ZM13 81V80H12ZM38 81V80H37ZM94 81V80H93ZM98 81V80H97ZM102 81V80H101ZM137 81V80H136ZM1 82V80H0ZM7 82V81H5ZM10 83V80L8 81ZM22 82V81H21ZM40 82V81H39ZM43 82V81H42ZM47 82V80H46ZM61 82V81H60ZM81 82V81H80ZM139 82V81H138ZM137 82V83H138ZM196 82V84H195ZM4 83V82H2ZM13 83V82H12ZM19 83V81H18ZM23 83V82H22ZM31 83V81H30ZM44 83V82H43ZM98 83V82H97ZM117 83V82H115ZM119 83V82H118ZM117 83V84H118ZM128 83V82H126ZM141 83V82H140ZM199 83V82H198ZM200 83V84H202ZM20 84V83H19ZM26 84V83H25ZM29 84V83H28ZM49 84V82H48ZM84 84V83H83ZM87 84V83H86ZM93 84V83H92ZM132 84V83H131ZM139 84V83H138ZM142 84V83H141ZM195 84V85H194ZM16 85H18L16 83ZM74 85V84H73ZM113 85V84H112ZM115 85V84H114ZM143 85V86H144ZM193 85L195 86L194 88L197 90L195 91V89H193ZM199 85V84H198ZM203 85V86H204ZM5 86V84L3 85ZM10 86V85H9ZM8 86V88H9ZM24 86V85H23ZM26 86V85H25ZM39 86H41V83L39 84ZM38 86V87H39ZM47 86V85H46ZM95 86V85H94ZM100 87V85H98ZM122 86V85H121ZM7 87V86H5ZM12 87V86H11ZM10 87V88H11ZM27 87V86H26ZM45 87V85H44ZM49 87V86H48ZM104 87V86H103ZM114 87V86H112ZM111 87V88H112ZM119 87V86H118ZM127 87V86H126ZM137 87V86H136ZM202 87V85H201ZM16 88V87H15ZM80 88V87H79ZM96 88V87H95ZM117 88V87H116ZM198 88V89H197ZM13 89V88H12ZM26 89V88H25ZM42 89V88H41ZM47 89V88H46ZM59 89V88H58ZM61 89V88H60ZM64 89V88H63ZM78 89V88H77ZM11 90V89H10ZM9 90V91H10ZM16 90V89H15ZM32 90V88H31ZM35 90V88H34ZM32 90V91H34ZM81 90V89H80ZM88 90V89H87ZM93 90V89H92ZM91 90V91H92ZM112 90H114L112 88ZM118 90V89H117ZM121 90V89H120ZM8 91V90H7ZM6 91V92H7ZM8 91V92H9ZM12 91V90H11ZM31 91V92H32ZM38 91V90H37ZM65 91V90H64ZM76 91V90H75ZM86 91V90H85ZM97 91V90H96ZM130 91V90H129ZM2 92V90H1ZM4 92V90H3ZM4 92V93H6ZM82 92V91H80ZM79 92V93H80ZM124 92V91H123ZM194 92H197L196 94H204V96L201 97V101H199L198 105H187V107H189L190 110L194 111V113L191 111L189 116L191 115V113H193L192 116L190 117H186V119L190 118L188 121L191 120V124L187 126V123H186V126H184L185 124L182 123V121L184 120L183 119V113L182 114V110L181 108L184 107V105L186 106V104L188 103L187 101L189 100L188 96L189 95H193ZM10 93V92H9ZM25 93V92H22V94ZM36 93V91H35ZM34 93V94H35ZM63 93V92H62ZM89 93V91H88ZM95 93V92H94ZM15 94V93H14ZM20 94V93H19ZM28 94V93H27ZM33 94V93H32ZM37 96L39 93H36ZM41 94V92H40ZM116 94V93H115ZM128 94V93H127ZM125 94V95H127ZM130 94V93H129ZM50 95V94H49ZM61 95V94H60ZM59 95V96H60ZM108 97H109V94H107ZM160 95L162 96H165L164 99H162V101H160ZM5 96V95H4ZM24 96V95H22ZM31 93L29 92V98L31 97ZM58 96V95H56ZM74 96V95H73ZM77 96V95H75ZM111 96V95H110ZM120 96V95H119ZM159 96V97H158ZM199 96V95H198ZM11 97V96H10ZM21 97V96H20ZM53 97V96H52ZM85 97V96H84ZM95 97V96H94ZM1 98V97H0ZM31 98H36V96L34 97H31ZM59 98V97H58ZM71 98H72V95H71ZM70 98V99H71ZM22 100V98H19ZM18 99V100H19ZM52 99V98H51ZM62 99V97H61ZM60 99V100H61ZM77 99V98H76ZM92 99V98H91ZM118 99V98H117ZM120 99V98H119ZM17 100V101H18ZM28 100V99H27ZM32 100V99H31ZM37 100V99H35ZM99 100V99H98ZM110 100V99H109ZM116 99H114L115 101ZM187 100V101H186ZM9 101V100H8ZM51 101V100H50ZM71 101V100H70ZM80 101V100H78ZM84 101V100H83ZM107 101V99H106ZM185 101L186 104H184L183 102ZM49 102V101H48ZM69 102V101H68ZM88 102V101H87ZM109 102V101H108ZM4 103L3 102V106H4ZM8 103V102H7ZM6 103V104H7ZM12 103V102H11ZM16 102H14V105H15ZM24 103V102H23ZM30 103V102H29ZM37 103V102H36ZM73 103V102H72ZM76 103V102H75ZM106 103V102H105ZM2 104V103H1ZM18 103H16L17 105ZM32 104V102H31ZM34 104V103H33ZM61 104V103H60ZM59 104V105H60ZM65 104V103H64ZM70 104V103H68ZM82 104V102H81ZM113 104V103H112ZM111 104V105H112ZM160 104V107L157 109V113H156V117L153 118V115H154V111L156 109V106ZM189 104V103H188ZM9 105V103H8ZM38 105V104H37ZM75 105V104H74ZM25 106V104L23 105ZM64 105H62L63 107ZM73 105H71V109L74 108L75 109V105L74 107H72ZM81 106V105H80ZM108 106V105H107ZM106 106V107H107ZM114 106V105H113ZM20 107V106H19ZM44 107V106H43ZM79 109L81 107L77 106ZM46 108V107H45ZM90 108V107H89ZM105 108V107H104ZM104 108H100V109H103ZM108 108V107H107ZM106 108V109H107ZM192 108V109H191ZM2 109V107H1ZM8 109V108H7ZM13 109V108H12ZM19 109V108H18ZM60 109V107H59ZM78 109V110H79ZM109 109V108H108ZM113 109V108H111ZM115 109V108H114ZM113 109V110H114ZM186 109V107H185ZM188 109V108H187ZM5 110V109H4ZM10 110V108H9ZM38 110V109H37ZM46 110V109H45ZM49 110V109H48ZM53 110H56L55 108ZM63 110V109H62ZM103 110H100L101 112ZM189 110V111H190ZM3 111V109H2ZM8 111V110H7ZM11 111V110H10ZM83 111V110H82ZM99 111V113H97L96 111V115L98 117L97 120H99L100 122V116L99 115H102L103 114ZM105 111V110H104ZM103 111V112H104ZM187 110H185L186 112ZM246 111H249V112H246ZM50 112V111H49ZM86 113L88 111H85ZM84 112V114H85ZM180 112H181V115H180ZM6 113V112H5ZM12 113V112H11ZM31 115L32 113L29 112ZM36 113V112H35ZM53 113V112H52ZM61 113V112H60ZM64 113V112H63ZM108 113V112H107ZM106 112H104V114H107ZM19 114V113H18ZM33 114H34V111H33ZM43 114V113H42ZM41 114V115H42ZM57 115V113H55ZM98 114V115H97ZM186 114V116L188 115ZM37 115V114H36ZM49 115H52L51 113ZM2 117H4L3 115H1ZM20 116V115H19ZM33 116V115H32ZM67 116V115H66ZM75 116V115H74ZM79 116V115H77ZM17 117V116H16ZM25 117V116H24ZM29 118V116H27ZM34 117V116H33ZM40 117V116H39ZM62 117V116H61ZM92 117H93V114H92ZM23 118V117H22ZM26 118V117H25ZM69 118V116L67 117ZM66 118V120H68ZM114 118V117H113ZM18 119V118H17ZM24 119V118H23ZM33 119V118H32ZM36 119V118H35ZM45 119V118H44ZM89 119V118H88ZM13 120V119H11ZM16 119L14 118V121ZM49 120V119H48ZM86 120V119H85ZM10 121V120H9ZM17 121V120H16ZM27 121V120H26ZM71 121V120H70ZM69 121V122H70ZM89 121V120H88ZM96 121L94 120L93 118V122ZM110 121V120H109ZM113 121V120H112ZM187 121V122H188ZM3 122V121H2ZM1 122V123H2ZM11 122V121H10ZM40 122V121H39ZM50 122V121H49ZM63 122V121H62ZM91 122H92V119H91ZM98 122V121H97ZM41 123V122H40ZM85 123V122H84ZM83 123V124H84ZM102 122L100 123H97L95 126H97L98 124H101ZM125 123V122H124ZM190 123V122H188ZM4 124V123H3ZM2 124V125H3ZM10 127H12L13 124H10ZM20 124V123H19ZM22 124V123H21ZM32 124H35V122H33ZM49 124V123H48ZM52 124V123H51ZM62 124V123H61ZM70 124V123H69ZM86 125L88 123H85ZM103 124V123H102ZM15 125V124H14ZM29 125V124H28ZM47 125V124H46ZM60 125V124H59ZM85 125V127H86ZM91 125H94V123H90V125L88 124L86 128H88V126H91ZM183 125V127L181 126ZM1 126V125H0ZM18 127V125H16ZM15 126V127H16ZM23 126V125H22ZM34 127V125H30V127ZM38 126V125H37ZM41 126V124H40ZM49 126V125H48ZM61 126V125H60ZM65 126V125H64ZM79 126V125H78ZM82 126V125H81ZM80 126V127H81ZM100 127V125H98ZM9 127V128H10ZM31 127V128H32ZM39 127V126H38ZM50 127V126H49ZM79 127V128H80ZM85 127H81L80 129L78 128L75 129L77 130V135L79 132H81V134L83 135V137L85 138V140L87 141L88 139H86V136H89L93 133V131L88 128L91 132V134H89V132L86 134V136H84L83 133L86 132V128ZM94 127V126H92ZM123 127V126H122ZM176 127V130L177 127H179V130L180 131H176L174 130L175 132L173 133L174 134V137L172 140L168 139L167 140V137H169L168 135L171 136V129ZM235 127H238L239 130H245L246 128L249 129L250 133L247 137V142H246V149H245V152L242 156V160L237 163L238 164V169H237V174L239 175V187L236 191H233V194L232 195H229L227 192L228 190L226 188H223L220 186L222 180L228 175V174H231L232 173V168L234 166V164L237 162L238 158L236 156V154H234V150H233V146H232V135H231V132L233 131V129ZM5 128V127H4ZM23 128V127H22ZM54 128V127H53ZM62 128V127H61ZM68 129V127H66ZM63 129V130H66ZM3 129V127L1 128L0 127V130ZM8 129V127H7ZM12 129V128H11ZM14 129V128H13ZM17 129V128H16ZM20 129V127H19ZM60 129V128H58ZM57 129V131H58ZM95 129V128H94ZM123 129V128H122ZM175 129V128H174ZM209 129L211 131V133L213 135H215L216 137V140H215V144L209 146L207 145V139L206 140H202L201 138L204 137L205 135V131ZM35 130H36V127H35ZM45 130V129H44ZM72 131L70 134L71 135H76V131ZM80 130V131H79ZM19 131V130H18ZM62 131V130H61ZM96 131V130H94ZM171 131V132H170ZM5 131H3L4 133ZM9 132V131H8ZM7 132V134H8ZM13 132L15 131H12V135L14 134ZM59 132V131H58ZM66 132H69V129L68 131ZM65 132V133H66ZM177 132V133H176ZM209 132V131H207ZM1 133V132H0ZM1 133V134H3ZM34 133V132H33ZM50 133V132H49ZM54 134V131L52 132ZM166 134L165 136H163V134ZM28 134V133H27ZM42 134V132L40 133ZM39 134V135H40ZM89 134V135H88ZM177 134V135H176ZM20 135V134H19ZM69 135V134H68ZM74 135V136H75ZM81 135V137H82ZM176 135V136H175ZM4 136V135H2ZM8 136V135H6ZM10 136V135H9ZM8 136V137H9ZM14 136V135H13ZM23 136V135H22ZM42 136V135H41ZM59 136V134H58ZM61 136V135H60ZM5 137V136H4ZM30 137V136H29ZM64 137V136H63ZM2 138V137H1ZM80 138V137H78ZM77 138V139H78ZM8 139V138H7ZM14 139V138H13ZM33 139V137H32ZM36 138L34 137V140ZM39 139V138H38ZM48 139V137H47ZM72 140H74L73 137H71ZM81 139V138H80ZM83 139V138H82ZM90 139V138H89ZM155 139L157 140V143L160 144V142H164L165 145L164 146H167L168 147V151L171 147H173V152L174 154L172 155H169L168 156V151L167 152H161V149L159 150L158 147L156 145H151V148L150 150L146 149L147 146L149 143H153V140L155 141ZM12 140V139H11ZM18 140V139H17ZM21 141V139H19ZM23 140V139H22ZM79 140V139H78ZM77 140V141H78ZM84 140V139H83ZM84 140V141H85ZM76 141V140H74ZM81 141V140H80ZM89 141V140H88ZM176 141H179V143L177 144ZM13 142V140H12ZM23 141H21L22 143ZM73 142V141H72ZM156 142V141H155ZM7 143V142H6ZM9 143V142H8ZM14 143V142H13ZM21 143H18V145H20ZM26 143V142H25ZM40 143V142H39ZM46 143V142H45ZM69 143V142H68ZM82 143V142H80ZM97 142H95L96 144ZM29 144V143H27ZM26 144V146H27ZM43 144V143H42ZM43 147H45V145L47 144H44L42 145ZM89 144V143H88ZM174 144L176 146H174ZM217 144V145H216ZM74 145H75V142H74ZM80 145V144H79ZM161 145V144H160ZM11 146V145H9ZM78 146V145H77ZM146 146V148H145ZM154 146V147H153ZM163 146V145H162ZM185 146V147H184ZM193 146H197L199 148L195 149L193 153L189 154L188 153V149L186 150V147L190 148V147H193ZM1 147L3 148L2 144H1ZM7 147V146H5ZM12 147V146H11ZM15 147V146H14ZM19 147V146H18ZM16 147V148H18ZM21 147V146H20ZM34 147V146H33ZM58 147V145H57ZM79 147V146H78ZM81 147V146H80ZM83 147H84V144H83ZM149 147V146H148ZM65 148V147H64ZM183 148L185 150H183ZM5 149V148H4ZM13 149V147H12ZM28 149V148H27ZM26 149V150H27ZM45 149V148H43ZM72 149V148H71ZM87 149V148H86ZM145 149L146 151H148V153H145ZM164 149V148H163ZM172 149V148H171ZM11 150V149H10ZM22 150V149H21ZM76 150V149H75ZM159 150V151H158ZM6 151H9L6 150ZM43 151V150H42ZM47 151V150H46ZM70 151V150H69ZM2 152V151H1ZM13 152V151H12ZM11 152V153H12ZM24 152V151H23ZM72 152V151H71ZM75 152V151H73ZM87 152H88V149H87ZM6 153V152H5ZM26 153V151H25ZM82 153V152H81ZM85 153V151H84ZM155 153H161L160 157H166L167 160L165 162H162L160 161L161 159L157 157V159L159 160V167H158V170L156 172H159L160 173V177H157L155 179H157V181H155L154 184H152V178H154L152 176H149V174L147 173V170L150 169V167L148 169H146V167L148 166V162H149V158L154 155ZM7 154V153H6ZM21 154V153H20ZM34 154V153H33ZM37 154V153H36ZM3 155V154H2ZM72 155V154H71ZM80 155V154H79ZM82 155V154H81ZM83 155H86V154H83ZM82 155V156H83ZM1 156V155H0ZM10 156V155H9ZM17 156V155H16ZM15 156V159L18 158ZM21 156V155H20ZM19 156V157H20ZM41 156V155H40ZM68 156H70V154H68ZM88 156V155H87ZM86 156V157H87ZM30 157V156H29ZM81 157V156H80ZM79 157V158H80ZM89 157V156H88ZM153 157V156H152ZM10 158V157H9ZM28 158V157H27ZM52 158V157H50ZM154 158V157H153ZM2 159V158H1ZM14 159V158H13ZM42 159V158H41ZM49 159V158H48ZM67 159V158H66ZM71 159V158H70ZM69 159V160H70ZM82 159V158H81ZM84 159V158H83ZM86 160V158L83 160V163H85L84 161L86 160L87 162L89 160ZM9 160V159H8ZM17 160V159H16ZM21 160V159H20ZM45 160V159H44ZM65 160V159H64ZM68 160V159H67ZM66 160V161H67ZM76 160V159H75ZM157 160V161H158ZM27 161V160H26ZM63 161V160H62ZM71 161V160H70ZM81 162V160H79ZM78 161V162H79ZM152 161V160H150ZM156 161V160H155ZM154 161V162H155ZM7 162V161H6ZM18 162V161H16ZM21 162V161H19ZM34 162V161H33ZM44 162V161H43ZM43 162H41L43 164ZM93 162V163H94ZM13 163V162H11ZM28 163V161H27ZM47 163V162H46ZM72 163H73V160H72ZM82 163V162H81ZM91 162L89 161L88 164H90ZM165 163V164H164ZM39 164V163H38ZM59 164V163H58ZM67 164V162H66ZM70 164V162H69ZM77 164V162L75 163ZM87 164V163H86ZM97 164V163H96ZM95 164V165H96ZM102 164V163H101ZM101 164H97V165H101ZM152 164V162H151ZM155 164V163H154ZM196 164V167H192V165H195ZM7 165H9V163L5 164L4 167H6ZM45 165V164H44ZM43 166H40V167H44ZM48 166V164H46ZM1 166V165H0ZM3 166V164H2ZM10 166V165H9ZM7 166V167H9ZM13 166V165H11ZM64 166V165H63ZM149 166H151L149 164ZM156 166V164H155ZM3 167V168H4ZM6 167V170L8 169ZM39 167V169H40ZM66 167V166H65ZM74 167H77V166H74ZM192 167V169L194 168L195 170L192 171L190 170V168ZM34 168V167H33ZM41 170L40 171H44V170ZM71 168V166L69 167ZM38 168L37 169H34L36 170H39ZM60 170V165H59V168ZM95 169V167H94ZM156 168H154L155 170ZM190 170V171H186V170ZM63 170V169H62ZM70 171V169H68ZM96 170V169H95ZM98 170V169H97ZM23 171V170H22ZM26 171V170H25ZM29 171V170H28ZM72 171V169H71ZM153 171V170H152ZM186 171V172H185ZM20 172V171H19ZM45 172V171H44ZM150 172V170H149ZM184 172V175L185 173H187V175H185V177L187 178V180L185 179L184 183L182 184V188H181V191H183V195H184V199L187 200V205H186V208L185 209H182L180 206L182 205V201L184 202L185 200L179 196H177L176 198H173V201L176 199V202L174 203H171V199L169 202L167 201H163L162 199L164 198V195L163 197L162 194L164 193L165 191V185H166V182H165V178L167 175H170V176H173V177H179L181 175V177L183 176ZM190 172V173H189ZM14 173V172H12ZM21 173V172H20ZM25 173V172H24ZM42 173V172H41ZM40 173V174H41ZM73 173V172H72ZM154 173V171H153ZM189 173V174H188ZM18 174V173H17ZM26 174V173H25ZM31 174V173H30ZM43 174V173H42ZM90 174V173H89ZM124 174L123 178H126L124 179L125 182H122L120 183V176ZM157 174V173H156ZM15 175V174H14ZM35 175V173H34ZM37 175H38V172H37ZM56 175V174H55ZM61 175V174H60ZM71 175V173H70ZM69 175V176H70ZM82 175V174H81ZM36 176V175H35ZM34 176V177H35ZM39 176V175H38ZM59 176V174H58ZM57 177H55L56 181L58 180ZM73 176V175H72ZM157 176V175H156ZM159 176V174H158ZM31 177V176H30ZM33 177V176H32ZM41 177V176H40ZM75 177V176H74ZM79 177V178H81ZM116 179H115V178ZM179 177V181H180V178ZM11 178V177H10ZM15 178V177H14ZM17 178V176H16ZM19 178V177H18ZM21 178V176H20ZM37 178V177H35ZM35 178H30L31 180L34 179L33 181H35ZM63 178V177H60V179ZM69 178V177H68ZM82 178V179H83ZM102 178L104 180H106L105 178H108L110 179L111 181H114L113 178L115 179L114 183L109 181V184H106L104 185L105 187L102 189L100 188L99 185V182L102 181ZM184 178V176H183ZM217 178H220L219 181H216ZM12 179V178H11ZM28 178H24L23 176V184H24V181L27 180ZM70 179V178H69ZM72 179V178H71ZM107 179V180H108ZM177 179V178H176ZM7 180V179H6ZM10 180V179H9ZM18 180V179H17ZM17 180H14L13 179V182L15 181L16 183L17 182H20V181H17ZM81 180V179H80ZM1 181V180H0ZM8 181V180H7ZM6 181V182H7ZM53 182H56L54 180H52ZM52 181H50L52 183ZM61 181V180H60ZM183 181V180H182ZM11 183L10 186H12V184L14 183ZM26 182V181H25ZM29 182V181H28ZM39 182V181H38ZM62 182V181H61ZM104 182V181H103ZM102 182V183H103ZM154 182V181H153ZM181 182V181H180ZM15 183V184H16ZM21 183H22V180H21ZM34 183V182H33ZM46 183V182H45ZM44 183V184H45ZM28 184V183H27ZM30 184L31 181H30ZM54 184V183H52ZM58 184V183H56ZM56 184H54L53 186H56ZM78 184V183H77ZM83 184V185H82ZM179 184V183H178ZM18 184H16L17 186ZM21 185V184H20ZM25 185V184H24ZM64 185V184H62ZM3 186V185H2ZM38 186V185H37ZM51 186V185H50ZM53 186L51 188H53ZM61 186V185H60ZM77 186V185H76ZM107 186V187H106ZM180 186V185H179ZM178 186V187H179ZM193 186V187H192ZM4 187V186H3ZM31 187V186H30ZM49 187V186H48ZM6 188V187H5ZM4 188V189H5ZM15 188V187H14ZM22 187H20L21 189ZM34 188V187H33ZM32 188V189H33ZM49 187V192L47 191V194L49 193L50 194V189ZM62 188V186H61ZM73 187H71L70 189H72ZM101 189V190H106L104 193H106L107 195L110 194V193H107V192H110L112 190H119L121 189L120 192L123 191L124 195L122 196L121 199H125L127 201H125L123 203V207L126 206L125 208H122L121 206L120 207H117L113 204L114 201H116L117 199V196H110V197H107V198H103L104 195H102V198L104 199V201L101 199V201H103V204L100 205V200L97 202L96 200V197H98V195L96 196L97 192L98 191L97 189ZM135 188H138L137 192L135 195L133 194L134 193V189ZM180 188V187H179ZM4 189L2 191H4ZM11 189V188H10ZM25 188H23L24 190ZM55 189V187H54ZM191 189H193L191 191ZM17 190V189H16ZM26 190H27V187H26ZM31 189H29L30 191ZM34 190V194L36 193V189H33ZM36 190V191H35ZM52 190V189H51ZM57 190V189H56ZM7 191V190H6ZM25 191V190H24ZM27 192V193H30V192ZM55 191V190H54ZM125 191H127L125 193ZM180 191V190H179ZM13 192L10 191V193ZM39 192V191H38ZM57 193V191H55ZM119 192V193H120ZM7 193V192H6ZM45 193V192H43ZM118 193V194H119ZM13 194V193H12ZM32 194L31 198L34 199L35 195ZM40 194V193H39ZM42 194V193H41ZM40 194V195H41ZM87 194V196L85 197V195ZM99 194V192H98ZM101 194H103L101 192ZM1 195H4V194H1ZM0 195V196H1ZM14 195V194H13ZM134 195L133 197L134 198H131V196ZM175 195V194H174ZM25 196V195H24ZM100 196V195H99ZM148 196V197H147ZM10 197V196H9ZM13 197V196H12ZM19 197V196H18ZM34 197V198H33ZM42 198L44 197L43 195L41 196ZM50 197V196H48ZM106 197V196H105ZM174 197V196H173ZM22 198V197H21ZM29 198V196L27 197ZM41 198V199H42ZM99 198V197H98ZM101 198V196H100ZM147 198V199H146ZM1 199V198H0ZM6 199V197H5ZM18 199V198H17ZM40 199V200H41ZM10 200V198H9ZM24 200V199H23ZM27 200V199H26ZM28 200H31V199H28ZM49 200V199H48ZM47 200V201H48ZM96 200V203L94 202ZM17 201V200H16ZM15 201V202H16ZM22 201V200H21ZM42 201V200H41ZM46 201V200H45ZM14 202V203H15ZM43 202V201H42ZM41 202V203H42ZM186 202V201H185ZM2 203V202H0ZM17 203V202H16ZM15 203V205H16ZM32 203V201H31ZM50 204V202H48ZM48 203L46 202H43V206L40 205L39 203V206L42 207V209L44 210L42 213H40V215H42L43 213V216L42 218H46L44 217L45 215L47 216V218L49 216H51V207L48 206ZM169 203H171V205H169ZM7 204V203H6ZM4 204V205H6ZM19 204V203H18ZM24 204V203H23ZM26 204V203H25ZM186 204V203H185ZM2 205V204H1ZM0 205V206H1ZM14 205V206H15ZM31 205V204H30ZM50 205H53L50 204ZM12 206V205H11ZM13 206V207H14ZM39 206H38V211L39 210ZM6 207V206H5ZM20 207V206H19ZM33 207V206H32ZM15 208V207H14ZM13 208V210H14ZM34 208V207H33ZM203 209L204 211L201 213V211L199 209ZM36 209V208H35ZM12 210V211H13ZM30 210V209H29ZM230 210V211H229ZM17 211V210H16ZM28 211V210H27ZM25 212L21 215V218H24L25 216L29 215L28 213H30L32 211V208L30 211L28 212ZM34 211V210H33ZM4 212V210H3ZM7 212V211H5ZM14 212V211H13ZM37 212V211H36ZM35 212V213H36ZM227 212L229 213V215H225L224 213L227 214ZM1 213V212H0ZM17 213V212H15ZM14 213V214H15ZM21 213V212H20ZM87 214H90V217L87 218ZM201 214V215H200ZM37 215L36 217H38V214H35ZM53 215V214H52ZM10 216V215H9ZM8 216V217H9ZM12 216V214H11ZM14 217V216H13ZM34 218V215L32 218H34V220L36 221L37 223V218ZM29 219L30 221L32 220ZM53 219V217L51 216L50 219ZM2 219V218H1ZM0 219V220H1ZM4 219V218H3ZM41 219V217H40ZM27 219V221H29ZM34 220H32L33 222H35ZM44 220V219H43ZM56 220V221H55ZM200 220V221H199ZM17 221V220H16ZM26 221V222H27ZM42 221V220H41ZM73 219L70 221L72 222ZM84 222L83 225H81L80 223L81 222ZM125 221L126 222V226H125V231L123 234L119 235L118 234V231L117 230H113L112 228L114 226H118L121 222ZM25 222V223H26ZM39 222V220H38ZM106 222V223H104ZM197 222L198 225H197ZM12 223V222H10ZM23 223V224H25ZM30 223V222H29ZM42 223V222H41ZM208 223V222H207ZM16 224V223H15ZM23 224L22 227L20 225L21 228H23ZM27 224V223H26ZM25 224V226H27ZM43 224V223H42ZM41 225V224H40ZM39 225V226H40ZM1 226V225H0ZM15 226V225H14ZM43 226V225H42ZM220 226V225H219ZM30 227V226H29ZM28 227V229H30ZM32 227V226H31ZM46 227V226H44ZM35 228V227H34ZM33 228V229H34ZM38 228V226H37ZM10 229V228H9ZM15 229V228H14ZM32 229V228H31ZM36 229V228H35ZM39 229V228H38ZM43 229V228H42ZM47 229V228H46ZM45 229V230H46ZM3 230V229H2ZM19 230V229H17ZM16 230V231H17ZM27 230V229H26ZM9 231V230H8ZM36 231V230H35ZM34 231V232H35ZM43 231V230H42ZM2 232V231H1ZM20 232V231H19ZM31 232V231H30ZM33 232V233H34ZM39 232V231H38ZM41 232V231H40ZM44 232V231H43ZM42 232V233H43ZM188 232V234H187ZM6 233V232H5ZM4 233V234H5ZM13 233V232H12ZM11 233V235H12ZM27 233V232H26ZM45 233V232H44ZM87 233V232H86ZM90 233V232H89ZM102 233V232H101ZM7 234V233H6ZM5 234V235H6ZM16 234V232H15ZM30 234V233H29ZM37 234V232H36ZM176 234H177V237H176ZM3 235V234H2ZM28 235V234H27ZM35 235V234H34ZM34 235L32 234V236L34 237ZM44 235V234H43ZM80 235V234H79ZM36 236V235H35ZM85 236V235H84ZM99 236V235H98ZM5 237V236H4ZM8 237H9V234H8ZM13 237V236H11ZM15 237V236H14ZM40 238H42V235L39 236ZM81 237V236H79ZM86 237H87V234H86ZM25 238V237H24ZM28 238V237H27ZM30 238V237H29ZM38 238V237H37ZM39 238V239H40ZM83 238V236H82ZM10 239V238H9ZM32 239V238H31ZM39 239H37V243L38 242H41L39 241ZM97 239V238H96ZM30 241V239H28ZM35 240V239H34ZM44 240V239H43ZM74 240V239H73ZM123 240V241H122ZM11 241V239H10ZM84 241V240H83ZM1 242V241H0ZM8 242V241H7ZM6 242V243H7ZM79 242V241H78ZM22 243V242H21ZM28 243V241H27ZM35 243V246L36 244ZM75 243V242H74ZM77 243V241H76ZM75 243V244H76ZM9 244V243H7ZM6 244V245H7ZM29 244V243H28ZM83 246L85 243H81ZM79 244V245H81ZM2 245V244H1ZM18 245V244H17ZM71 245V244H70ZM68 245V247L70 246ZM73 246L71 247H74L75 250H73L71 253L69 251L71 250H68V247L66 248V250L63 249V251H59V255H58V258H56V260L54 262H50L49 264H71L70 262H75V259L79 260L78 258H80V255H78V252L77 250L80 248H78L76 250L74 244H72ZM78 245V244H77ZM81 245V247H83ZM3 246V245H2ZM5 246V245H4ZM23 246V245H22ZM21 246V247H22ZM41 246V245H40ZM65 246V244H64ZM86 246V245H85ZM19 247V246H18ZM21 247L19 248V250L21 249ZM25 247V246H24ZM28 247V246H27ZM79 247V246H78ZM33 248V247H32ZM31 248V249H32ZM35 248V249H36ZM40 248V247H39ZM38 248V249H39ZM87 248V247H86ZM84 247V249H86ZM97 248V253L95 252ZM169 248V249H168ZM4 249V248H3ZM7 249V248H6ZM12 249V248H11ZM14 249V247H13ZM18 249V248H17ZM30 249V251H31ZM34 249V248H33ZM37 249V250H38ZM168 249V251H167ZM239 249H241L239 251ZM36 250V251H37ZM10 251V250H8ZM7 251V252H8ZM13 251V250H12ZM11 251V252H12ZM16 251V250H15ZM21 251V250H20ZM20 251H16L18 254V258L20 257L19 255H22L21 253H18ZM23 251V250H22ZM24 252V251H23ZM33 252V251H32ZM35 252V251H34ZM33 252V253H34ZM10 253V252H9ZM14 253V252H13ZM68 255H65L67 254ZM11 255H13L12 253H10ZM25 254V253H24ZM126 254H128L129 256L127 257ZM78 255V256H77ZM2 257V256H0ZM14 257V256H13ZM237 257V256H236ZM30 258V257H29ZM82 258V257H81ZM3 259V258H2ZM25 259V258H24ZM4 261L6 259H3ZM10 260V259H9ZM1 261V260H0ZM23 261V260H22ZM34 261V260H33ZM7 262V261H6ZM14 262V261H13ZM16 262V261H15ZM35 262V261H34ZM31 263V262H30ZM264 263V262H263ZM9 264V263H8ZM15 264V263H14Z\"/></svg>",
    "mask_w": 264,
    "mask_h": 264
}]
</instances>
